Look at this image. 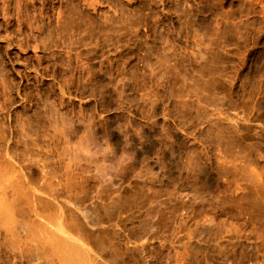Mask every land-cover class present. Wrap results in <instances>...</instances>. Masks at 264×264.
<instances>
[{
    "label": "rangeland",
    "instance_id": "1",
    "mask_svg": "<svg viewBox=\"0 0 264 264\" xmlns=\"http://www.w3.org/2000/svg\"><path fill=\"white\" fill-rule=\"evenodd\" d=\"M5 2V4L3 5L1 2ZM11 1L13 2L12 4H11ZM19 0H1L0 1V28L1 29H3V30H1L0 32H1V34H0V49H2L3 47H4V49H2V51L0 50V78L2 79V82H1V80H0V82L3 84V82H5L4 84H3V86H5L6 85V87L8 86V84H7V82L9 83V85L10 86H8L7 88L6 87H3V88H0V106L2 105V106H4L5 107V109L7 108V107H10V109L11 110H13L12 112H13V116H12V118H20L19 119V121L18 122H20L19 124H21V122H22V120L24 121V123H25V125H26V133H27V135L29 136V137H27L26 138V135L25 136H23L22 135V137H20V132H18V134L16 135V137H14V140L12 139V140H10L9 141V143H11V144H14L15 142H16V144L19 142V141H17L18 139H20V140H22V141H24L25 139V143H27L28 144V141H31V140H28V139H33V143L34 144H37V146L40 148V144L42 145L41 147H42V149L40 148L39 150L37 149L38 147L37 146H35V148L34 147H30V149H28L27 150V155L29 156V155H31V156H37V154H38V157H43V155H44V151L46 150H44V148H46V145L47 144H49L50 142L49 141H51L50 139H56L55 137H56V135L53 137V135H52V132L51 131H53V128H54V125L55 126H58L59 127V125L60 126H63L64 124H65V122H64V124L63 125H61L62 123L61 122H59V120L60 121H64V119H65V121H72L73 123H75L77 120H79V122L80 123H78L77 122V124L75 123V124H72L71 122H70V125H79L80 127V131H79V133H78V135H80V134H83L84 135V133H85V131H86V129H85V126L87 125L86 123H88L87 122V120L86 119H89V117H90V121H91V119H92V117H95V120H99V119H103V120H106L107 119V121H110V119L112 120V118H114V120H112V121H116V120H118V119H120L121 117H123V115H124V111H122L121 109H119L118 108V106H117V104L115 103V102H113L114 101V98H111V96L112 95H114V93H113V91H114V84L112 85V87H111V84H106L107 83V80L105 79H102V81L101 80H99V83H98V86H97V88H98V90H97V88H96V90H95V97L94 98H91V97H85V96H83V95H81L80 93H79V91L77 90V89H74L75 87H72V86H74V83L76 84V83H78L79 82V76H78V73L77 72H74V71H72L71 69H66V67L64 66L63 67V65H58V64H60L59 62H53V60L52 59H50L49 60V58H47L46 56H45V54L43 53V55H42V53H40V51H39V49H34V51H33V47L32 46H34V44H33V39H34V37H36V35H37V33H38V31H39V29L40 28H42L43 30H42V36H44L46 33H47V31H48V29L50 28L49 27V24L50 23H52V21H49V20H52L53 19V14H55L56 13V15H57V12H59V13H61V15H63V12L66 10V9H69L72 5H77V7H78V9H82L83 8V10H84V15H85V20L87 19V18H89L88 19V21L91 23H89V25H87V23H88V21L86 20V25L85 24H81V29L82 28H86V30L87 29H90V30H88V32L87 33H84L83 31H80L79 33H78V35H75V33H67L66 35H65V37H61V36H64L63 35V33L61 34H58V32H55V34H54V40H56V42L55 43H61V42H59V41H63L64 43L66 42V40H69V42L68 43H61V44H59V46L58 45H56V47H54L55 48V50L57 49V47H59L56 51H61L62 49L63 50H65V52L66 51H68L67 49H69V51H70V53L73 55V53L74 52H71V51H75L76 49H78L77 51H75L76 53H78V52H84L85 51V49H89V48H91V49H93L94 48V46H95V49L96 50H98V47H96L97 45H99V44H103L104 43V46L106 47L105 49H110L112 52L115 50V48L117 47V49L115 50V51H119V49H118V47L120 46V45H122V46H120V50H123L124 48H125V51L129 48V46L132 44V46H130V48L127 50V52L130 54V53H132V54H130L131 55V57H132V59L134 58V53L136 52L137 53V56L139 57V59H138V57L136 56V53H135V56H136V58H134L135 60H137V61H135L134 59L132 60L131 58H130V56L128 57V55L129 54H127L126 55V58H127V60L125 61V60H123L124 58H125V56L124 57H122V59H121V61H118V66L116 65L115 67L116 68H119V64H121L123 61V63H124V66H128L127 67V70H126V76L127 77H129V75L131 74V73H134V72H137V70H138V73L140 72V74L141 75H145V73H149V74H146V76H144V78L147 80V84H145L144 85V83H143V81H142V79L141 78H137L136 79V84H137V86H136V92H137V94H138V96L139 95H143L142 93H148L147 91H151L150 92V94H152L153 92H158L159 94L160 93H164L165 92V95H167V94H169V95H167V96H170V98L172 99L171 100V102L174 100V102H173V104H172V106H171V108H170V114L168 115V114H166L164 117H163V115H162V106H160L159 108H161V109H159L158 108V110L156 111V114H154V117H153V120L155 119V121H156V126L157 125H159V126H157V128H156V130L157 131H159L160 133H161V128L162 129H164V128H166V127H169V128H171V134L173 135H171V143H172V145H173V147H180V149H177L176 151H175V153L173 152V153H171L170 154V151H168L167 149V151H165L166 152V154H168V156L166 155V157H168V158H173V157H175V155L176 154H178V155H176V156H179L180 157V159L178 158V160H180L181 161V159L183 158V160L182 161H188V162H190L191 164L190 165H193V164H196L197 166L199 165L200 167H203V168H205L204 169V171H206L208 174H210V175H213V177H216L215 175H217V176H220L219 174H221V175H223L224 176V178H223V176H222V178L223 179H225V181L222 179V178H220V180H219V178H218V182L220 183V185L218 186V185H216V186H205V178H203V176H200L199 178V180H200V183L201 184H196L197 183V181H198V177L195 175V173L193 172V171H191L190 172V175H189V173H187L186 171H182L183 173H182V176L180 177L181 178V180H178L179 182H184L183 184V186L182 187H177L178 186V183L179 182H177V181H175V180H173L172 178L171 179H165V177H161L160 176V181H158L157 183H156V185H158L159 186V189H158V187H155L154 189H155V192L157 191V193H159L160 194V197L161 196H163L164 194V192L163 191H165V192H167V188H168V192L172 189V191L171 192H173V195L172 196H170V198L172 199V200H168V198H167V196L165 195L164 197H161V199H157L156 201H154V202H152V203H147V199L146 198H144V199H142L140 202H139V200L141 199V197L140 196H138L137 198H136V203L134 202V203H132V202H130L129 203V205H130V207H129V209H128V211H122V214L120 213L119 215L121 216V220H122V223L120 222V220H119V215L117 216V218H115V220L114 221H112V222H110V223H113V222H116V221H119V222H117L118 223V225L120 226H118L119 228H121L120 230L118 229L117 230V234H116V236H118L119 237V241L118 242H120V243H124V242H126V240L128 239V238H131L132 236H133V234H134V231H133V227H135L137 224H138V222L139 221H141L142 219H144V223H143V225H144V227H145V229H144V235L143 236H145V237H143L141 240L142 241H139V242H137L138 244H134L135 246H138L137 247V249H138V253H139V257H140V261H141V264H158V263H160V264H185V260L186 259H188V262L190 263V264H208V262H209V264H226V263H224V262H227V264L229 263V264H234L235 263V261H236V263L235 264H238V262H239V264H254L255 262V260L256 261H258V262H256V264H259V261H260V259H261V262L263 261V259H264V256H263V254H264V250L262 251V249H264L263 247H264V243H263V241H259L261 238L262 239H264L263 237H264V223H263V221H264V206H263V204L260 202V201H257V202H255V200H253L254 198H253V195L255 194H253V195H251L252 194V192H257L256 191V189H258V188H255V190H253L254 189V187H251V189H249L250 188V185H252V184H254V181H252V179L253 178H251L250 176H254V173H256V174H258V169H259V172L261 173V174H258L260 177L262 176V175H264V172H263V170L262 169H264L263 167V162H264V160L262 159V158H264V151H263V147H264V0H214L215 2L213 3V0H197V1H192L191 0V2H188V1H190V0H150L149 1V3H148V0H139V1H135V0H132V1H129V0H114L115 2H113V0H95L94 2L95 3H91L92 1L91 0H68V2H67V0H61V1H63V2H61L60 0L58 1V0H53V2H51V1H47V0H39V1H37V0H30V2H29V0H21V1H19ZM24 1V2H23ZM26 1V2H25ZM34 1V2H33ZM47 3H46V2ZM79 1V2H78ZM84 1H86L85 3H84ZM91 1V2H90ZM97 1V2H96ZM118 3H117V2ZM123 1V2H122ZM129 1V2H128ZM145 1V2H144ZM155 1V2H154ZM162 1V2H161ZM201 1H203V2H201ZM208 1H210V2H208ZM221 1V2H220ZM18 2V3H17ZM23 2V3H22ZM55 2H56V4H55ZM66 2V3H65ZM80 2H81V4H80ZM91 3L90 5L88 4V3ZM102 2V3H101ZM134 2V3H133ZM149 4H147V3ZM160 2H161V4H160ZM183 2H184V4H183ZM186 2H188V3H191V4H186ZM206 2V3H205ZM228 2V3H227ZM244 2V3H243ZM259 2H260V4H259ZM262 2V3H261ZM24 3H26L25 5H24ZM53 3V4H52ZM58 3H59V5H58ZM64 3V4H63ZM74 3V4H73ZM87 3V4H86ZM101 5H100V4ZM105 3V4H104ZM108 3V4H107ZM121 3V4H120ZM132 3V4H131ZM142 3H145V4H143L142 5ZM162 3H163V5H162ZM172 3V4H171ZM178 3V4H177ZM181 5H180V4ZM202 3H203V5H202ZM223 3V4H222ZM8 4V5H7ZM11 4V5H10ZM24 5V7H22L23 5ZM28 4V5H27ZM31 4H33V5H31ZM45 4V5H44ZM50 4H52V5H50ZM56 5V7H55V5ZM61 4V5H60ZM66 4V7L64 6ZM69 4V5H68ZM72 4V5H71ZM86 4V5H85ZM96 4V5H95ZM99 4V5H98ZM106 4L108 5V6H106ZM110 4H111V6H110ZM137 4V5H136ZM138 4H140L141 6H139ZM152 4V5H151ZM156 4V5H155ZM166 4V5H165ZM186 4V5H185ZM219 4V5H218ZM7 5V6H6ZM30 5V6H29ZM35 5V6H34ZM41 5V7H38V6H40ZM47 5H49V7L47 6ZM71 5V6H70ZM87 5H89V6H87ZM91 5H94L95 7L93 8V6H91ZM122 5H126V6H122ZM131 5V6H130ZM134 5V6H133ZM146 7H145V6ZM194 5H196L197 6V9H196V6H193ZM198 5H199V7H198ZM227 5H229V6H227ZM19 6V7H18ZM27 6V7H26ZM46 8H45V7ZM52 7V10H53V12H52V10L51 11H49L50 9H51V7ZM81 6H83V7H81ZM85 6H87V7H89V8H91V9H89V8H85ZM112 9H114V7H115V9H117L116 11H114V14H112L113 13V10H111V8ZM119 6V7H118ZM128 6L130 7L129 9H128ZM139 6V7H138ZM150 6V7H149ZM159 6V7H158ZM161 6V7H160ZM202 6V7H201ZM203 6H205L204 8H203ZM208 6H210V7H208ZM2 7V8H1ZM14 7V8H13ZM19 8V10L18 11H16L17 10V8ZM61 7V8H60ZM104 7V8H103ZM121 7H124V9L123 8H121ZM127 7V8H126ZM132 7H133V9L134 10H132ZM144 8V11H143V8ZM165 7V8H164ZM180 7V8H179ZM186 7V8H185ZM240 7V8H239ZM8 8V9H7ZM37 8V9H36ZM38 8H42L41 10L40 9H38ZM54 8V9H53ZM57 8H58V10L59 11H57ZM103 8V9H102ZM109 8H110V10H109ZM120 8V9H119ZM146 8V9H145ZM149 8V9H148ZM150 8H151V10H150ZM166 9L165 10V12H164V9ZM167 8H169V9H167ZM181 8H182V10H181ZM184 8H185V10H184ZM256 8V9H255ZM2 9V10H1ZM14 9H15V11H14ZM26 11H25V10ZM47 9V10H46ZM62 9V10H61ZM93 9H95L94 11H93ZM98 9V10H97ZM125 9H128V10H125ZM140 9V10H139ZM141 9H142V11H141ZM174 9V10H173ZM175 9H176V12H175ZM191 9V10H190ZM193 9V10H192ZM198 9H200V10H198ZM208 9L210 10L211 9V11H208ZM260 9H262V11L263 12H260L261 10ZM3 10H4V12H3ZM7 10V11H6ZM35 10H36V12H35ZM40 10V11H39ZM56 10V11H55ZM137 10H139V11H137ZM145 10H147L146 11V13H145ZM162 12H161V11ZM167 10H169V11H167ZM255 10V11H254ZM258 10V11H257ZM24 11V12H23ZM29 11V12H28ZM31 11H33V12H31ZM48 11V12H47ZM97 11H99V12H97ZM107 11V12H106ZM131 11V12H130ZM136 11V12H135ZM154 11V12H153ZM160 11V12H159ZM184 11V12H183ZM188 11L190 12L189 13V15H185L186 14V12H187V14H188ZM195 11H196V13H195ZM199 11V12H198ZM204 11V12H203ZM206 11V12H205ZM9 12H10V14H9ZM13 12H15V13H13ZM23 12V13H22ZM31 12V13H30ZM44 12V13H43ZM93 12H95V14L93 13ZM100 12H101V14H100ZM104 12H106V13H104ZM109 12V13H108ZM111 12V13H110ZM118 12V13H117ZM122 12V13H121ZM127 12V13H126ZM129 12V13H128ZM139 12H140V14H139ZM152 12V13H151ZM193 12V13H192ZM201 12H203V14L201 13ZM256 12V13H255ZM4 15V16H6V17H8V18H6V17H4L2 14ZM8 13V14H7ZM19 13V14H18ZM24 15V16H21L22 14ZM28 13H30V14H28ZM48 13V14H47ZM51 15H50V14ZM86 13V14H85ZM98 13H99V15H98ZM116 13V14H115ZM142 13V14H141ZM144 13V14H143ZM149 13H150V16H149ZM154 13V14H153ZM160 15L161 13V15L159 16L158 14ZM166 13V14H165ZM171 13V14H170ZM211 13H213V14H211ZM7 14V15H6ZM17 14V15H16ZM26 14V15H25ZM31 14H32V20H31ZM34 14V15H33ZM37 14H39V15H37ZM111 14V16H109ZM120 14V16H118ZM130 14V15H129ZM134 14V15H133ZM145 14H147L146 15V20H145ZM157 14V15H156ZM175 14V15H174ZM182 16H181V15ZM193 16H195V17H193ZM196 14V15H195ZM199 14V15H198ZM202 14V15H201ZM2 15V16H1ZM28 15H30V16H28ZM46 15H47V17L48 18H46ZM105 15H106V17H105ZM113 15V16H112ZM116 15V16H115ZM122 15H124L123 17H122ZM127 15V16H126ZM163 15V16H162ZM169 15V16H168ZM172 15V16H171ZM208 15V16H207ZM210 15V16H209ZM25 16H27L28 17V19H27V17L25 18V19H23L22 20V18H24ZM37 16V17H36ZM40 16V17H39ZM88 16V17H87ZM96 16V17H95ZM102 16V17H101ZM129 16V17H128ZM149 16V17H148ZM157 16V17H156ZM158 16H159V18H158ZM186 16V17H185ZM202 16V17H201ZM15 18V19H12V18ZM21 17V18H20ZM51 17V19H49ZM94 17V19H92ZM117 17V18H116ZM119 17V18H118ZM138 17V18H137ZM148 17V18H147ZM168 17H170V18H168ZM180 17V18H179ZM188 17H190V18H188ZM209 17V18H208ZM3 18V19H2ZM19 18V19H18ZM41 18H43V19H41ZM55 18V17H54ZM101 18V19H100ZM106 18H108L109 19V21H108V19H107V21L105 20ZM111 18V19H110ZM113 18H114V20H113ZM157 19V21H156V19ZM172 18V19H171ZM176 18V19H175ZM192 18V19H191ZM211 18V19H210ZM17 19L20 21V22H17ZM27 19V22L26 21H24V20H26ZM30 19V20H29ZM91 19H92V21L93 22H91ZM98 19V20H97ZM119 19V20H118ZM126 19V23H125V20ZM131 19V20H130ZM137 20V22H135L136 20ZM151 20V19H154V20H151V21H148V22H145V21H147V20ZM184 19H185V22H184ZM188 19V20H187ZM209 19V20H208ZM14 22H13V21ZM43 20V21H42ZM45 20H47V21H45ZM95 20V21H94ZM99 20H100V22H99ZM114 22V23H112V21ZM140 20H143L144 21V23H143V21H140ZM169 20H171V21H169ZM181 20V21H180ZM12 21V22H11ZM34 21H36V22H34ZM40 22V24H41V26H40V24H39V22ZM130 21V22H129ZM131 21H134V22H131ZM152 21H154L153 23H152ZM177 21H179V22H177ZM214 21V23H212V26L210 25V27H209V24H211V22H213ZM43 22V23H42ZM46 22V23H45ZM98 22V23H97ZM104 22H105V25H104ZM107 22H108V24H107ZM143 24H142V23ZM169 22V23H168ZM184 22V23H183ZM201 22V23H200ZM232 22V23H231ZM2 23H3V25H2ZM11 23V24H10ZM22 23V24H21ZM26 23V27H25V24ZM29 23V24H28ZM54 23V22H53ZM52 23V24H53ZM93 23V24H92ZM95 23H97V24H95ZM112 25H111V24ZM122 23V24H121ZM124 23V24H123ZM132 23V24H131ZM141 24V25H137V24ZM148 23V24H147ZM160 24V25H158V24ZM164 23V25L163 26H161L162 24ZM166 23H167V25L169 26V27H167L166 26ZM180 23V24H179ZM219 23V25L216 27V24H218ZM221 23V24H220ZM240 25H239V24ZM35 24V25H34ZM116 24H119V25H116ZM126 24H128V25H126ZM135 24V25H134ZM146 24H147V27H146ZM153 24L155 25V26H153ZM172 24H174L176 27H178L179 25H181V24H183V25H181V26H179V27H181V31H182V35H183V38H184V42L186 43V49H184V50H182L181 48V50H179L178 51V47L177 46H175V47H173V48H171L173 45H171L172 43L170 42L171 40H172V38H171V35H170V30H169V28H170V26L172 25ZM223 24V25H222ZM233 24H234V26H233ZM242 24V25H241ZM5 25V26H4ZM21 25H23V27L21 26ZM37 25H39V27H37ZM82 25L84 26V27H82ZM96 25V26H95ZM98 25V26H97ZM104 25V26H103ZM111 25V26H110ZM121 25V26H120ZM130 25V26H129ZM158 25V26H157ZM190 25V26H189ZM195 25V26H194ZM196 25H198V26H196ZM215 25V26H214ZM222 25V26H221ZM240 27H239V26ZM6 26H10V28H8V27H6ZM30 26V27H29ZM52 26V25H51ZM115 26V27H114ZM117 26H119V27H117ZM124 26V27H123ZM128 26V27H127ZM132 26V27H131ZM135 26V27H134ZM137 26H138V31H136L137 30ZM144 26V29H142V27ZM149 26H150V30L152 31V33H151V31H149ZM153 28H152V27ZM228 26V27H227ZM247 28H246V27ZM260 26V27H259ZM3 27V28H2ZM14 27H16L15 28V31H14ZM33 27H35V28H33L35 31L33 32V29L32 28ZM114 27V28H113ZM127 29H126V28ZM159 27V28H158ZM184 27H185V29H184ZM208 27H209V29H208ZM223 27V28H222ZM227 27V28H226ZM230 27V31H229V28ZM6 28V29H5ZM26 28V29H25ZM30 28V29H29ZM98 30H97V29ZM130 28V29H129ZM134 28V29H133ZM145 28H147V29H145ZM161 28V29H160ZM166 28V29H165ZM189 30H188V29ZM192 28V29H191ZM200 28V29H199ZM208 30H207V29ZM218 28V31L216 30ZM220 28H221V31H220ZM244 30H243V29ZM254 28H256V29H254ZM263 28V29H262ZM8 29V30H7ZM24 29V30H23ZM44 29H46V30H44ZM94 29H95V33H94ZM100 29H102L100 32H99V30ZM107 29V30H106ZM117 29V30H116ZM120 29H122V30H120ZM125 29V30H124ZM128 29L130 30V32L132 31V30H134V31H132L131 33L128 31ZM169 31H168V30ZM187 29V30H186ZM236 29V30H235ZM239 29V30H238ZM261 29V30H260ZM29 30V31H28ZM104 30V31H103ZM114 30V31H113ZM121 32H120V31ZM159 30V31H158ZM161 30V31H160ZM185 30V31H184ZM192 30V31H191ZM199 30V31H198ZM204 30V32H202V31ZM211 30V31H210ZM215 30L217 31V32H215ZM246 30V31H245ZM257 30L260 32L261 31V33H258L257 32ZM8 31H10L11 32V34H12V32L14 31V37H15V39L17 40H15V41H13L14 43H12V45L11 44H7L5 41H3V39H4V34H6V32L7 33H9ZM26 32V34H25V32ZM32 31V32H31ZM102 31H103V33H102ZM107 31H109V32H107ZM119 31V32H118ZM124 31V32H123ZM128 31V32H127ZM142 31V32H141ZM147 31V32H146ZM184 31V32H183ZM200 31H201V33H200ZM212 31H214V32H212ZM220 31V32H219ZM228 32V33H226V32ZM236 31H238V32H236ZM3 32V33H2ZM23 32V33H22ZM44 32H46V33H44ZM82 32H83V34H82ZM113 32V33H112ZM128 34H127V33ZM141 34H140V33ZM145 32V33H144ZM167 32V33H166ZM194 32V33H193ZM198 32H199V34H198ZM209 32V33H208ZM212 32V33H211ZM225 32V33H224ZM242 32V33H241ZM259 34V36H258V34ZM18 35H17V34ZM30 33H32V34H30ZM97 33V34H96ZM99 33V34H98ZM105 33V34H104ZM123 33V34H122ZM125 33H126V35H125ZM137 33H139V34H137ZM183 33H185V34H183ZM196 33V34H195ZM205 33V34H204ZM210 33H211V36H210ZM238 33V34H237ZM244 33V34H243ZM12 34V35H13ZM22 34H24V37H23V35ZM28 34H30V35H32L31 37H30V35L28 36ZM69 34V35H68ZM74 34V35H73ZM77 34V33H76ZM88 34V35H87ZM120 34V37L118 36V35ZM134 34V35H133ZM137 34V35H136ZM143 34V35H142ZM144 34H148V35H145L144 36ZM153 34H154V36H153ZM155 34H156V36H155ZM168 36H167V35ZM192 36V37H190V35ZM201 34V36H199ZM204 34V35H203ZM207 34V35H206ZM243 34V35H242ZM4 35V36H3ZM22 35V36H21ZM25 35H26V37H25ZM55 35H58V37H56V39H55ZM85 35V36H84ZM97 37H96V36ZM104 35V36H103ZM117 35V36H116ZM123 35H124V37H123ZM144 36V38L142 37V36ZM161 35V36H160ZM170 35V36H169ZM203 35V36H202ZM254 35H255V37H254ZM21 37V38H19V37ZM59 36H60V38H61V40H58L57 38H59ZM70 36H72V37H70ZM74 36H78V37H82V42H81V44H84L85 43V45H87V47L85 46V45H83V47H82V45L80 44V46H79V42H73L75 39L74 38H76V37H74ZM95 36V37H94ZM101 36H102V38H101ZM122 36V37H121ZM126 36H127V38H126ZM135 36V37H134ZM139 37V36H141L140 38H137V37ZM151 38H150V37ZM163 36V37H162ZM193 36H195V37H193ZM207 36V37H206ZM213 36V37H212ZM216 36H218V37H216ZM220 36H222V37H220ZM241 36V37H240ZM30 37V38H29ZM68 37V38H67ZM77 37V38H78ZM109 37H110V39H109ZM129 37H133V38H129ZM154 37V38H153ZM188 37V38H187ZM194 38V40H193V42H192V39H190V38ZM200 37V38H199ZM201 37H203V38H201ZM211 37H212V39L213 40H211ZM256 37H257V39H256ZM25 39V40H27L28 41V43H29V47L28 46H23V45H20V47H21V50H20V47H19V44H18V40L19 39ZM59 38V39H60ZM63 38V39H62ZM64 38H66V40L64 39ZM70 38V39H69ZM77 38H76V40H77ZM97 38V39H96ZM121 38V39H120ZM122 38H124V40L122 39ZM148 38H150V39H148ZM155 38H157V39H155ZM187 38V39H186ZM208 38V39H207ZM209 38H210V40L211 41H209ZM216 38V41L214 40ZM219 38V39H218ZM220 38H221V40L222 41H219L220 40ZM2 39V40H1ZM30 39H32V40H30ZM73 39V40H72ZM114 39V40H113ZM127 39V40H126ZM146 39H147V41H146ZM153 39V40H152ZM187 41H186V40ZM190 39V40H189ZM205 39V40H204ZM256 39V40H255ZM5 40V39H4ZM71 40V41H70ZM104 41V42H102V41ZM112 40H113V42L114 43H116L117 42V44L116 45H114V43L112 42ZM128 40H132L131 42L130 41H128ZM135 40H137V41H135ZM148 40H151V41H149V43L147 44L146 42H148ZM159 41V44H158V41ZM164 41L163 43L161 42V41ZM169 40V41H168ZM202 40V41H201ZM259 40V41H258ZM261 40V41H260ZM1 41L4 43H6L5 45H3V43L1 44ZM58 41V42H57ZM83 41H84V43H83ZM99 41H101L100 43H99ZM110 43H109V42ZM127 41V42H126ZM135 41V42H134ZM141 41H142V43H141ZM143 41H144V45H143ZM146 41V42H145ZM190 41V42H189ZM204 41V42H203ZM254 41V42H253ZM256 41V42H255ZM15 42H17V44L15 43ZM72 42V43H71ZM112 42V43H111ZM126 42V43H125ZM138 42V43H137ZM166 42H168L169 44H170V46H169V44L168 43H166ZM174 42H175V44H174ZM194 42H195V45H197V46H195V45H193L194 44ZM206 42V43H205ZM212 42V43H211ZM219 42V43H218ZM220 42H221V44H220ZM87 43V44H86ZM89 43L91 44V46L89 45ZM128 43V44H127ZM135 43V44H134ZM136 43H137V46H136ZM151 43H154V44H152V45H154L153 47H152V45H151ZM165 43V44H164ZM176 41H173V44L174 45H176ZM193 43V44H192ZM197 43V44H196ZM211 43V44H210ZM256 43V44H255ZM259 43V44H258ZM15 44V46L18 48H16L15 46H13ZM33 44V45H32ZM69 44H70V46L71 47H74V48H76L75 50H72V49H74V48H72L71 49V47H69ZM76 44V45H75ZM111 44H113V47H110L109 45H111ZM130 44V45H129ZM147 44V45H146ZM161 44V45H160ZM168 46H167V45ZM189 44H190V47H189ZM210 44V45H209ZM247 44V45H246ZM249 44H251V45H249ZM256 46H255V45ZM62 45V46H61ZM63 45L65 46V48L63 47ZM76 47H75V46ZM119 45V46H118ZM138 45L139 46H141V48H143V53H142V51L140 50V51H137V50H135L137 47H138ZM157 45H159V46H157ZM164 45V46H163ZM200 45H202V46H200ZM207 45V46H206ZM221 45V47H218V46H220ZM246 45V46H245ZM250 47H249V46ZM253 45V46H252ZM263 45V46H262ZM68 46V47H67ZM93 46V47H92ZM107 46H108V48H107ZM112 46V45H111ZM116 46V47H115ZM143 46V47H142ZM195 46V47H194ZM205 46V47H204ZM218 48H217V47ZM248 46V47H247ZM255 46V47H254ZM8 47V48H7ZM15 47V48H14ZM23 47V48H22ZM24 47H25V50H26V52L24 51ZM26 47H27V49H26ZM63 47V48H62ZM67 47V48H66ZM78 47V48H77ZM80 47H81V51H79L80 50ZM110 47V48H109ZM122 47H124V48H122ZM126 47H128V48H126ZM157 47L158 48H160L159 50L157 49ZM168 47H169V50L168 51H166V49H168ZM177 47V48H176ZM212 47H214V50L216 51H210V50H213V48ZM263 47V48H262ZM29 48V49H28ZM62 48V49H61ZM112 48V49H111ZM122 48V49H121ZM188 48H190V50L188 49ZM202 48H203V50H202ZM207 48H210V49H207ZM251 48H253V49H251ZM256 48H258L257 50H256ZM8 49V50H7ZM15 49H16V51H15ZM23 49V50H22ZM31 49V50H30ZM132 51H131V50ZM134 49V50H133ZM148 51H147V50ZM154 51H153V50ZM173 49H176V50H173ZM195 49V50H194ZM199 49H201V50H199ZM217 49H219V51L217 50ZM249 51H248V50ZM8 52H7V51ZM62 50V51H63ZM129 50H130V52H129ZM158 50V51H157ZM160 50H162V52L160 51ZM171 50V51H170ZM185 50H186V52H185ZM189 52H188V51ZM207 50H208V52H207ZM256 50V51H255ZM5 51V52H4ZM21 51V52H20ZM24 51V52H23ZM33 51V52H32ZM38 51V52H37ZM114 51V52H115ZM124 51V50H123ZM133 51H135V52H133ZM146 51V53H144ZM158 53H157V52ZM174 51V53H177V54H175V55H169L171 52H173ZM176 51V52H175ZM191 51H193V52H191ZM195 51H198V52H200L201 51V53H199L198 54V52H195ZM246 51V52H245ZM255 51V52H254ZM138 52H140V53H138ZM147 52H148V54H147ZM153 54H151V53ZM153 52H156L155 54L153 53ZM164 52V53H163ZM180 52V53H179ZM184 52L185 53H192V55H194V53H195V57H197L198 59H199V64L198 65H196L195 64V70L199 73V74H201L202 75V78L200 77V80L201 81H199V84H201V88H198L197 86H196V79H197V77H192L190 74L188 75L187 74V72L185 71V67L183 66V64L182 63H180V60H181V58L182 59H185L186 57H185V54H184ZM218 52V53H217ZM248 52V53H247ZM250 52H252V53H250ZM6 53V54H5ZM16 53V54H15ZM17 53L19 54L18 56L19 57H21L22 55L24 56H22L21 58H18L16 55H17ZM26 53V54H25ZM38 53H39V55H38ZM59 53H61V52H59ZM62 53H64V51L62 52ZM61 53V54H62ZM162 53V54H161ZM183 53V54H182ZM258 53V54H257ZM5 54V55H4ZM10 54V55H9ZM22 54V55H21ZM28 54V55H27ZM32 56H31V55ZM34 54H36V55H34ZM75 54V53H74ZM112 54V55H111ZM111 54H109L108 56L110 57H108V58H104V57H102V58H104V59H102V61L104 60V64H107V61H109L110 62V60H111V57H114L113 56V53H111ZM201 54L202 55H204V57H202L201 56ZM211 54V55H210ZM212 54H213V57H212ZM260 54V55H259ZM12 55V57H9V56H11ZM26 55V56H25ZM31 57H30V56ZM154 55H155V57H154ZM216 55H217V57H216ZM247 57H246V56ZM255 55V56H254ZM262 55V56H261ZM4 56V57H3ZM27 56H28V58H27ZM43 56V58H40V57H42ZM140 56H141V58H140ZM148 56V57H147ZM158 56V57H157ZM163 56V57H162ZM164 56H165V58H164ZM173 56H175V57H173ZM205 56H207V57H205ZM211 56V57H210ZM244 57V59H242L243 57ZM249 56V57H248ZM252 56H253V58H252ZM9 57V58H8ZM150 57V58H149ZM153 59H152V58ZM216 57V58H215ZM261 57H262V59H261ZM14 58V59H13ZM16 58V59H15ZM29 58H30V60H29ZM78 58V59H77ZM147 59V61H144V60H146ZM149 58V59H148ZM178 58V59H177ZM248 58H250V59H248ZM2 59H4V60H2ZM6 59V60H5ZM9 59V60H8ZM11 59V60H10ZM13 59V60H12ZM17 59H19L20 61H18ZM22 59V60H21ZM27 59V60H26ZM35 59V60H34ZM48 59V60H47ZM77 59V60H76ZM82 59V56H78V57H76L75 58V60L73 59V62L76 64V65H80V64H82V63H84L85 61H84V59L83 60H80ZM99 59V58H98ZM109 59V60H108ZM157 59V60H156ZM164 59H166L165 61H164ZM168 59H170V61L168 60ZM172 59V60H171ZM203 59H205V60H203ZM208 60V62H207V60ZM213 59L216 61H213ZM2 60V61H1ZM24 60V61H23ZM29 60V61H28ZM35 62H34V61ZM38 60V61H37ZM101 60V59H100ZM107 60V61H106ZM150 60H152L153 62H151ZM243 60V61H242ZM252 60V61H251ZM16 61V62H15ZM18 61V62H17ZM23 61V62H22ZM26 61H28V62H26ZM96 61H99V60H95L94 59V61H92L94 64H97V62ZM129 61V62H128ZM130 61H132V62H130ZM134 61H135V63H134ZM140 61V62H139ZM143 62V64H142V62ZM156 61H157V63H156ZM174 62V64H173V62ZM176 61V62H175ZM178 61V62H177ZM249 61V63L247 64V62ZM260 61V62H259ZM7 62V63H6ZM10 62H13V63H10ZM25 62H26V64H25ZM31 62V63H30ZM37 62V63H36ZM45 62V63H44ZM50 62H52V63H50ZM77 62H78V64H77ZM81 62V63H80ZM138 62V63H137ZM144 62H146V64L144 63ZM150 62V63H149ZM213 62V63H212ZM2 63V64H1ZM10 63V64H9ZM33 63V64H32ZM58 63V64H57ZM133 63V64H132ZM172 63V64H171ZM176 63H178V64H176ZM201 63H202V65H201ZM213 64V65H210V64ZM220 63V64H219ZM33 66H32V65ZM37 64V65H36ZM45 64V65H44ZM131 64V65H130ZM136 64H138L137 65V67L135 66ZM148 64H150L149 66H148ZM151 64H152V66H153V69H152V66H151ZM155 64H157V65H155ZM217 64V65H216ZM252 64V65H251ZM257 64V65H256ZM13 65V66H12ZM17 65V66H16ZM23 65V66H22ZM35 65V66H34ZM41 65H43V66H45V67H43V66H41ZM46 65H47V67H46ZM51 65V66H50ZM54 65V66H53ZM60 67H58V66ZM142 65V67H141V69H140V66ZM145 65V66H144ZM161 65H164V68H163V66H161ZM180 65V66H179ZM201 65V66H200ZM219 65V66H218ZM249 65V66H248ZM3 66H4V68H6V69H4L3 68ZM9 66V67H8ZM11 66V67H10ZM25 67L24 69L22 68V67ZM53 66V69L51 68ZM132 66H134V68L132 67ZM151 66V67H150ZM160 66V67H159ZM178 66V67H177ZM198 66H200V68H202V70H200V68L198 67ZM214 66V67H213ZM217 66V67H216ZM240 66V67H239ZM251 66V67H250ZM254 66V67H253ZM257 66V67H256ZM260 66V67H259ZM16 67V68H15ZM18 67V68H17ZM20 67H21V69H20ZM29 69H27V68ZM38 67V68H37ZM50 67V68H49ZM65 68V70L63 69V68ZM137 68V70H136V68ZM147 67H148V69H147ZM155 67V68H154ZM157 67V68H156ZM159 67V68H158ZM177 67V68H176ZM182 67V68H181ZM207 67V68H206ZM209 67V68H208ZM219 67V68H218ZM1 68H3V69H1ZM36 70H35V69ZM40 68V69H39ZM44 68H47V69H49V70H47V69H44V71H39V70H43ZM55 68V69H54ZM131 68H132V70H131ZM151 68V69H150ZM169 68L171 69V70H169ZM172 68H174V69H177L175 72H174V70L172 69ZM180 68V69H179ZM184 68V69H183ZM247 68V69H246ZM57 69V70H56ZM61 69V70H60ZM135 69V70H134ZM149 69H150V71H149ZM166 70V72H165V70ZM198 69V70H197ZM204 69V70H203ZM213 69H215L214 71H212ZM243 69V70H242ZM245 69V70H244ZM260 69V70H259ZM3 70V71H2ZM17 70H19V71H17ZM25 70H27V71H25ZM38 70V71H37ZM153 70V71H152ZM179 70V71H178ZM185 71L184 73L183 72H181V71ZM222 70V71H221ZM247 70V71H246ZM9 71H11V72H9ZM24 71V72H23ZM33 71V72H32ZM35 71H37V72H35ZM51 73V71H52V73L51 74H49V72ZM55 71V72H54ZM57 71V72H56ZM59 71H61V72H59ZM65 72V74H64V72ZM68 71V72H67ZM72 71V72H71ZM148 71V72H147ZM155 71V72H154ZM169 71V72H168ZM171 71H172V73L173 74H171ZM178 71V72H177ZM202 71H205V72H202ZM206 71H207V73H206ZM209 71V72H208ZM211 71V72H210ZM219 71H221V72H219ZM238 71H240V72H238ZM242 71V72H241ZM263 71V72H262ZM44 72V73H43ZM130 72V73H129ZM145 72V73H144ZM155 74H154V73ZM168 72V73H167ZM182 73V75H180V73ZM251 72V73H250ZM258 72V73H257ZM2 73H4V74H2ZM10 73V74H9ZM13 73H14V75H13ZM20 73V74H19ZM21 73H23L22 75H21ZM27 73H29V74H27ZM34 73L36 74V73H39V74H36L35 76H34ZM45 73H46V75H45ZM68 73H70V74H68ZM73 73V74H72ZM75 73V74H74ZM152 73V74H151ZM177 73H179V74H177ZM187 75H186V74ZM203 73V74H202ZM220 74L219 76H218V74ZM224 73V74H223ZM8 74V75H7ZM16 74V75H15ZM20 76H19V75ZM27 74V75H26ZM42 74H43V76H42ZM49 74V75H48ZM119 74V72H116V77H115V75H114V77H115V79H119V78H121V77H118L117 78V75ZM151 74V76H152V78H151V76H149ZM207 74V75H206ZM210 74V75H209ZM258 74V75H257ZM1 75H3L4 76V80H3V76H1ZM5 75H6V77H5ZM9 75H11L10 77H9ZM39 75V76H38ZM60 75V76H59ZM64 75V76H63ZM71 75V76H70ZM174 75H177V77L176 76H174ZM185 77H184V76ZM204 75H206V78H205V76ZM210 77H209V76ZM211 75H213V77L211 76ZM226 75V76H225ZM252 75V76H251ZM28 76V77H27ZM42 76V77H41ZM50 78H49V77ZM57 76V77H56ZM70 76V77H69ZM118 76H120V74L118 75ZM122 76V75H121ZM126 76H124V78H126ZM149 76V77H148ZM189 76V77H188ZM204 76V77H203ZM18 77V78H17ZM23 77V78H22ZM30 77V78H29ZM34 77H36V78H34ZM48 77V78H47ZM61 77V78H60ZM64 77H66V79L64 78ZM68 77H69V79H68ZM73 77V78H72ZM77 77V78H76ZM157 79H156V78ZM190 77H191V79H190ZM209 77V78H208ZM250 77V78H249ZM260 77V78H259ZM7 78V79H6ZM9 78V79H8ZM25 78H27V79H25ZM42 78H44V79H42ZM46 78V79H45ZM70 78H72L71 80H70ZM75 78V79H74ZM155 78V79H154ZM161 78H162V81H160L161 80ZM163 78H165V79H163ZM186 78V79H185ZM196 78V79H195ZM210 78H212V79H210ZM229 78H231V79H229ZM255 78V79H254ZM18 79H20L21 81L19 82V80ZM33 79V80H32ZM36 79V80H35ZM51 79H52V81H51ZM53 79H54V81H53ZM58 79V80H57ZM60 79V80H59ZM78 80V82H77V80ZM153 79V80H152ZM204 79H206L205 81H204ZM210 79V80H209ZM214 79H215V81H214ZM254 79V80H253ZM257 79V80H256ZM8 80V81H7ZM25 80H26V82L28 83L30 80V82H29V84H27L26 85V82H25ZM27 80H29V81H27ZM63 80V81H62ZM68 80H70V81H68ZM157 80H158V82H157ZM164 80V81H163ZM261 80H263V81H261ZM35 81V82H34ZM51 81V82H50ZM56 81H58V82H56ZM68 81V82H67ZM76 81V82H75ZM141 83H140V82ZM145 81V80H144ZM166 81H167V83H166ZM176 83H175V82ZM192 81V82H191ZM202 81H204V82H202ZM210 81V82H209ZM232 81V82H231ZM238 81V82H237ZM239 81H241V83H239ZM259 81V82H258ZM261 81V82H260ZM14 82V83H13ZM18 82V83H17ZM36 82H38V83H36ZM62 83V86H65V85H67V91L66 92H64V94H62V93H60L59 91H58V89H59V87H61L60 85H61V83ZM63 82H64V84H63ZM67 82V83H66ZM101 82V83H100ZM104 82V84L102 85V83ZM106 82V83H105ZM165 82V83H164ZM169 82V83H168ZM194 82V83H193ZM205 82H208V84L207 83H205ZM212 82H213V84H212ZM251 82V83H250ZM253 82H255V83H253ZM0 83V87L2 86V84ZM41 83V84H40ZM44 83V84H43ZM55 85H53V84ZM58 83H60L59 85H58ZM69 83V84H68ZM118 83H120V81L118 82ZM154 83V84H153ZM155 83L157 84V85H155ZM159 83V84H158ZM174 83V84H173ZM229 83H232V84H229ZM234 83V84H233ZM237 83V84H236ZM21 84V85H20ZM25 84V85H24ZM32 84V85H31ZM36 84V85H35ZM49 84V85H48ZM52 84V85H51ZM140 85V87H139V85ZM154 86H153V85ZM168 84V85H167ZM195 85V87H194V85ZM202 84H204V85H202ZM252 84V85H251ZM255 84V85H254ZM256 84H257V86H256ZM259 84V85H258ZM263 84V85H262ZM12 85H14V87L12 86ZM19 85V86H18ZM34 85V86H33ZM42 85V86H41ZM46 85V86H45ZM48 85V86H47ZM70 85V86H69ZM102 85V86H101ZM141 85H142V87H141ZM144 85V86H143ZM163 85V86H162ZM166 85V86H165ZM207 85H210V86H207ZM239 85H241L240 87H239ZM17 86V87H16ZM26 86H29V87H26ZM36 86V87H35ZM39 86V87H38ZM46 88H45V87ZM49 86H50V88H49ZM52 86V87H51ZM146 86V87H145ZM149 86V87H148ZM156 86V87H155ZM159 86H161V87H159ZM206 86V87H205ZM215 86V87H214ZM244 86V89L242 88ZM262 87L263 88V90H262V88H260L259 89V87ZM13 88V89H11V88ZM23 87V88H22ZM55 87H57V88H55ZM99 87H100V91H99ZM109 87V88H108ZM110 87H111V89H110ZM168 87V88H167ZM193 87V88H192ZM199 89H197V88ZM211 87H213L212 88V90H211ZM234 89H233V88ZM257 87H258V89H257ZM5 88V89H4ZM31 88V89H30ZM51 88H53L54 89V91H52L51 90ZM72 88V89H71ZM103 88V89H102ZM141 88H144L143 90L141 89ZM150 88V89H149ZM153 88V89H152ZM156 88H158V89H156ZM162 88V89H161ZM166 88H167V90H166ZM210 88V89H209ZM229 88V89H228ZM235 88H237V89H235ZM7 89V90H6ZM25 89V90H24ZM46 89V90H45ZM55 89H57V90H55ZM71 89V90H70ZM108 89V90H107ZM113 89V90H112ZM139 89H141L142 90V92L141 91H139L138 92V90ZM153 91H152V90ZM163 89H165V90H163ZM171 90V91H169V90ZM216 91L215 93L216 94H214V90ZM233 89V90H232ZM245 89H246V91H245ZM255 89L257 90V92L255 91ZM7 91V93H6V91ZM16 90H18V91H20L21 93H23L24 95H26V96H28L27 97V99L28 100H26V101H24L25 99L23 98V100H20V98L23 96L21 93H19L18 92V94H17V91ZM23 90V91H22ZM28 90V91H27ZM32 90V91H31ZM41 90H42V92H43V94H42V92H41ZM69 90V91H68ZM75 90H77V91H75ZM110 90V92L109 93H107V91H109ZM144 90H146V91H144ZM156 90V91H155ZM173 90V91H172ZM198 90V91H197ZM206 90H208L207 92H206ZM226 90H229V91H226ZM231 90V91H230ZM239 90V91H238ZM263 91L262 93H263V95H262V93L260 92V91ZM4 91V92H3ZM9 91V92H8ZM34 91V92H33ZM40 91V92H39ZM48 91V92H47ZM105 91H106V93H105ZM163 91V92H162ZM192 91V93H190ZM196 93H198L197 95H199L200 97H202V99H200V106L202 107V109H203V111H204V113L206 114V116H205V118H201V119H194V110H193V108L192 107H189L190 106V103H189V101L190 102H192L191 100H194L196 97H195V95H193L195 92ZM203 91V92H202ZM209 91H211L212 93L210 94V92ZM226 91V92H225ZM243 91V92H242ZM246 93H248V94H246L245 95V92ZM251 91V92H250ZM37 92V93H36ZM58 92V93H57ZM68 92V93H67ZM78 92V93H77ZM100 92V93H99ZM141 92V93H140ZM174 92V93H173ZM205 92H206V94H205ZM231 93L232 92V94H229V93ZM235 92V93H234ZM243 94H241V93ZM255 92V93H254ZM259 92V93H258ZM33 93V94H32ZM34 93L36 94V95H34ZM47 93L49 94V95H47ZM75 93H77V95L75 94ZM170 93H171V95H170ZM208 93V94H207ZM220 93V94H219ZM253 93V94H252ZM12 94V95H11ZM34 96H32V95ZM54 94H56V95H54ZM59 94V95H58ZM67 94V95H66ZM78 94H79V96H78ZM99 94V95H98ZM105 94H107V95H105ZM108 94H109V96H108ZM112 94V95H111ZM173 94H175V97H174V95ZM188 94V95H187ZM219 94V95H218ZM229 94V95H228ZM255 94L257 95V97L255 96ZM258 94H260L259 96H258ZM3 97H2V96ZM31 96V98H30V96ZM44 97H46V98H43V96ZM46 95V96H45ZM68 95H70V96H68ZM74 95H75V98H74ZM106 97H105V96ZM111 95V96H110ZM193 95V98L191 97V96ZM207 95V96H206ZM214 95V96H213ZM218 95V96H217ZM233 95H235V96H233ZM18 96V97H17ZM39 96V97H38ZM53 96H55V97H53ZM62 96V97H61ZM73 96V97H72ZM101 96V98H99ZM172 96V97H171ZM188 96V97H187ZM211 96V97H210ZM213 96V97H212ZM219 96H220V98H221V96H222V100L219 98ZM231 96H233V97H231ZM244 96H245V98H244ZM260 96H261V99H260ZM60 97V98H59ZM64 97H65V99H64ZM80 97V98H79ZM81 97L83 98V99H81ZM102 97H105L104 99L102 98ZM216 97V98H215ZM238 97V98H237ZM242 97V98H241ZM246 97H248V98H246ZM263 97V98H262ZM32 98H33V100H32ZM35 98H37V99H35ZM38 98H39V103H38ZM67 98H69V101H68V99ZM71 98V99H70ZM87 98V99H86ZM107 98V100L110 98L111 100L109 101L110 103L108 104V105H106L104 108L103 107H99L98 105H96V103H94L93 101L94 100H105ZM143 98H147V96L146 97H143ZM174 98V99H173ZM176 98H178V99H176ZM180 98H182L181 99V101H180ZM203 98H206V100H208V101H210V100H215L214 102L212 101V105H210V107H212V109H215L216 107V109L215 110H219V111H221V115L223 114V112H224V114L221 116L220 115V117H219V115L217 114V111H215L214 112V115H213V113H212V111H211V108L209 107V105L207 106V104L204 102V100H203ZM208 98H211V99H208ZM244 98V99H243ZM256 98V99H255ZM4 99V100H3ZM7 99H9V100H7ZM81 99V100H80ZM91 99H93V100H91ZM186 99H188L187 101H186ZM191 99V100H190ZM258 99V102L256 101L255 102V100H257ZM5 100H6V102H5ZM17 100V101H16ZM35 100H36V102H35ZM42 100H44V102L42 101ZM45 100H47L46 102H45ZM55 100V101H54ZM58 100V101H57ZM98 100V101H99ZM100 100V101H101ZM176 100H178L177 102H176ZM203 100V101H202ZM220 100V101H219ZM243 100V101H242ZM244 100H246V101H244ZM262 101V102H260V101ZM30 103H28V102ZM31 101V102H30ZM52 101H53V103H52ZM60 101H61V105H60ZM91 101V102H90ZM180 101V103H178ZM184 101H186V102H184ZM3 102V103H2ZM9 102V103H8ZM24 102V103H23ZM57 102V103H56ZM58 102H59V104H58ZM69 104H68V103ZM88 102V103H87ZM90 102V103H89ZM182 102H184V103H182ZM13 103V104H12ZM21 103V104H20ZM32 103V104H31ZM43 103V104H42ZM63 103V104H62ZM70 103H71V105H70ZM176 103V104H175ZM187 103V104H186ZM203 103V104H202ZM216 103V104H215ZM254 103L255 104H259V106H260V109L258 108L259 106H257V105H254ZM29 104V105H28ZM58 104V105H57ZM86 104H90L89 106H85ZM95 104V105H94ZM112 104V105H111ZM180 104V105H179ZM181 104H185L186 106V108L184 107V108H181ZM205 104V106H207V107H205V106H203ZM214 104V105H213ZM28 105V106H27ZM39 105H42L43 107H40ZM62 105H63V107H62ZM217 105V106H216ZM248 105V106H247ZM251 105V106H250ZM1 106V107H2ZM7 106V107H6ZM21 106H22V108H21ZM24 106V107H23ZM71 106V107H70ZM96 106V107H95ZM97 106H98V108H97ZM116 106V107H115ZM175 106V107H174ZM177 106H179V109H180V113L178 112L179 111V109L177 108ZM255 106H256V108H255ZM14 107V108H13ZM26 107V108H25ZM27 107L29 108L28 110H27ZM35 107V108H34ZM67 107V108H66ZM88 107V108H87ZM263 107V108H262ZM38 109V111L39 112H37V109ZM49 108H50V110H49ZM59 108V109H58ZM71 108V109H70ZM98 110H97V109ZM106 108H108V109H106ZM116 108V109H115ZM118 108V109H117ZM176 108V109H175ZM188 108V109H187ZM262 108V109H261ZM5 109H4V111H5ZM23 109V110H22ZM43 109V110H42ZM47 109V110H46ZM61 109V110H60ZM63 109V110H62ZM66 109V110H65ZM165 109V108H164ZM205 109H209V111L208 110H205ZM260 111V113H258V110ZM34 110V111H33ZM42 110V111H41ZM49 110V112H50V114L51 115H53V116H51L50 114H45V113H47V111ZM60 110V111H59ZM71 110V111H70ZM184 110V111H183ZM24 111V112H23ZM27 111V112H26ZM32 111V112H31ZM41 111V112H40ZM44 111V112H43ZM46 111V112H45ZM83 111V112H82ZM89 111V112H88ZM92 111V112H91ZM120 111H121V113L123 114H121L120 113ZM159 111V112H158ZM188 111V112H187ZM214 111V110H213ZM254 111H256V112H254ZM19 112V113H18ZM35 112V113H34ZM48 112V113H49ZM53 114H52V113ZM72 113V116H71V113ZM81 112V113H80ZM94 112V113H93ZM99 112V113H98ZM101 112V113H100ZM158 112V113H157ZM161 112V113H160ZM163 112H166V110L165 111H163ZM191 112H193V114L191 113ZM211 112V113H210ZM26 113V114H25ZM39 115H38V114ZM60 113V114H59ZM62 113V114H61ZM82 113H85V114H82ZM91 113V114H90ZM160 113V114H159ZM174 113V114H173ZM180 115H179V114ZM184 113H186L187 115L189 114V116H187V115H183ZM262 113V114H261ZM15 114V115H14ZM19 114V115H18ZM31 114H32V116H31ZM33 114H34V116H33ZM44 114V115H43ZM69 114V115H68ZM97 114V115H96ZM120 116H118V115ZM159 114V115H158ZM173 114V115H172ZM209 114V115H208ZM213 116H211V115ZM248 114V115H247ZM257 114V115H256ZM260 114V115H259ZM18 115V116H17ZM48 115V116H47ZM63 115V116H62ZM73 115H75L76 116V118H75V116L73 117ZM82 115H83V117H84V119H82L81 120V118H79L78 119V117H82ZM88 115H89V117H88ZM92 115V116H91ZM117 115V116H116ZM179 115V116H178ZM216 115V116H215ZM229 115V116H228ZM260 117H259V116ZM17 116V117H16ZM20 116V117H19ZM25 116V117H24ZM39 116H41V117H39ZM58 116H60V117H58ZM66 116V117H65ZM107 116V117H106ZM157 116V117H156ZM161 116V117H160ZM172 116V117H171ZM185 116H187V117H185ZM192 116V117H191ZM209 116V117H208ZM225 116H227L226 118H228V119H226V118H224ZM256 116H257V118H259V120L256 118ZM31 117V120L29 119ZM38 117V118H37ZM44 118V120H42L43 118ZM45 117H51V118H45ZM53 117V118H52ZM56 117H58V118H60V119H57ZM62 117V118H61ZM64 117V118H63ZM68 117H69V119H68ZM97 117H99V118H97ZM118 117V118H117ZM133 117V116H132ZM167 117H169L170 118V120L167 118ZM190 117V118H189ZM218 117V118H217ZM232 117V118H231ZM244 117V118H243ZM256 119H255V118ZM24 118V119H23ZM25 118H27V119H25ZM35 118H36V120H35ZM42 118V119H41ZM72 118V119H71ZM117 118V119H116ZM136 121H141V123L144 121H146L145 119L144 120H141V119H143V118H141L140 116H135V117H133ZM138 118V119H137ZM140 118V119H139ZM184 118H186V119H184ZM206 118H208V119H206ZM223 118V119H222ZM234 118V119H233ZM248 118V119H247ZM37 119H38V121H37ZM46 119H47V122H48V124H49V121H50V119L52 120V121H50V126L48 125V124H46ZM160 121H159V120ZM167 119V121H165ZM181 119V120H180ZM190 119V120H189ZM213 119H214V121H213ZM221 120L222 119V121H219V120ZM244 119V120H243ZM2 119H1V116H0V121H1ZM53 120L55 121V123L56 124H52V123H54L53 122ZM58 120V121H57ZM173 120V121H172ZM177 120V121H176ZM179 120V121H178ZM185 120H186V122H185ZM189 120V121H188ZM195 120H196V122H195ZM204 120V121H203ZM210 120V121H209ZM225 120H227V122L225 121ZM237 120V121H236ZM258 120V121H257ZM29 121V122H28ZM32 121V122H31ZM35 121H37V122H39V123H43V125H42V123L39 125V123L38 124H36L37 122H35ZM83 121V122H82ZM112 121H110V122H112ZM165 121V122H164ZM170 121V122H169ZM184 121V122H183ZM191 121V122H190ZM211 121H212V123H211ZM34 123V124H36V127H35V125L34 124H31V123ZM52 122V123H51ZM173 122V123H172ZM178 122V123H177ZM190 123V124H188V123ZM204 123L203 125H202V123ZM210 124H209V123ZM217 122V123H216ZM235 122V123H234ZM45 123V124H44ZM58 123H60V124H58ZM163 123H164V126H163ZM169 123H170V125H169ZM177 123V124H176ZM206 123H208V124H206ZM31 124V125H30ZM85 124V125H84ZM174 124H175V127H174ZM184 124H186V125H190V126H186L185 125V127H184ZM197 124V125H196ZM199 124V125H198ZM200 124H201V126H200ZM223 124H224V126H223ZM38 125V126H37ZM46 125V127L44 128L43 126H45ZM49 127H48V126ZM160 125H161V127H160ZM180 125V126H179ZM193 125V126H192ZM196 125V126H195ZM205 125V126H204ZM212 125V126H211ZM218 125V126H217ZM221 125V126H220ZM4 125H2V127H3ZM17 126H18V123H17ZM34 126V127H33ZM40 126V127H39ZM52 126V127H51ZM81 126H82V129H81ZM198 126L200 127L199 129H198ZM217 126V127H216ZM227 126H228V128H227ZM232 126H233V128H232ZM32 127V128H31ZM38 127V128H37ZM49 129H48V128ZM64 127H68V124H65V126ZM84 127V128H83ZM178 127H180V128H178ZM182 127V128H181ZM189 127V128H188ZM191 127H192V129H191ZM224 127V128H223ZM19 128V127H18ZM18 128L16 129L15 128V130H18ZM37 128V129H36ZM50 128H52L51 130H50ZM213 130H212V129ZM231 128V129H230ZM0 132L2 131V128H1V126H0ZM30 129H32V131L30 130ZM34 129H36V130H34ZM45 129V130H44ZM181 131H179V130ZM200 129H202V130H200ZM216 129V130H215ZM229 129V130H228ZM29 130V131H28ZM50 132H49V131ZM81 130H82V132H81ZM174 130V131H173ZM176 130V131H175ZM186 130V131H185ZM196 130V131H195ZM206 130H207V132H206ZM33 131L35 132V133H33ZM98 131H100V130H97V133L102 137V139H99L100 138V136L98 135V134H96V137H97V135H98V141L100 142L101 140V143H100V146H96L95 148H92V150L90 151V152H87V153H89L90 155L91 154H93V159H97V158H100V157H102L103 155H105L106 157H108V153H109V157H111L113 154H114V152H115V154H116V156L118 157V155H119V151L121 150V149H119L118 150V148H115L114 146H111L110 145V151H108L109 149H107V148H105L106 147V145H105V143H107V140H105V139H107L106 138V135H104L105 133L104 132H102V131H100V133L98 132ZM153 131V130H152ZM183 131V132H182ZM188 131H190V132H188ZM199 131H202V132H200V133H202V135L201 134H199ZM212 131V132H211ZM213 131H214V133H213ZM218 131H219V133H218ZM221 131V132H220ZM233 131H235V133L233 134ZM30 132H32L31 134H29ZM102 132V133H101ZM154 132H156V131H154ZM159 132H156L155 134H156V138L157 137H159ZM180 132V133H179ZM191 132H192V134H191ZM3 133H4V136L6 135V133L5 132H2V133H0V138L3 136ZM56 133V131L54 132V134ZM181 135H179V134ZM198 133V134H197ZM41 134V135H40ZM43 134H47L46 136L44 135L43 136V138L41 137V139L39 138V136H42ZM104 136H103V135ZM177 134V135H176ZM187 134V135H186ZM189 134V135H188ZM204 134V135H203ZM225 134V135H224ZM192 135V136H191ZM209 135V136H208ZM210 135H211V137H210ZM223 135V136H222ZM233 135V136H232ZM52 136V137H51ZM66 136H68V134H66V135H64V137H66ZM71 136V137H70ZM73 135H69L68 137H69V139L70 138H72V139H70V140H74V137H72ZM187 136V137H186ZM195 136V137H194ZM214 136H215V138H214ZM232 136V137H231ZM236 136V137H235ZM17 137H18V139H17ZM48 137V138H47ZM64 137H63V139H64ZM67 137V138H68ZM105 139H104V138ZM175 139H178V141L177 140H175ZM190 137H192V138H190ZM194 137V138H193ZM217 137H219V138H217ZM222 137V138H221ZM223 137L225 138L224 140H223ZM16 138V139H15ZM50 138V139H49ZM66 138V139H67ZM202 138V139H201ZM209 138V139H208ZM212 138V139H211ZM228 138V139H227ZM236 138V139H235ZM24 139V140H23ZM68 139V140H69ZM103 139H104V142H103ZM173 139V140H172ZM208 139V140H207ZM215 141H214V140ZM16 140V141H15ZM43 140V141H42ZM182 140H184V141H182ZM188 142H186V141ZM197 140V141H196ZM198 140H199V142H198ZM220 140H221V142L222 143H219L220 142ZM228 142H227V141ZM231 140V141H230ZM236 140V141H235ZM0 141H2V138H1V140ZM35 141V142H34ZM174 141V142H173ZM234 141V142H233ZM40 142H42V143H40ZM48 142V143H47ZM179 142H181L182 144H180ZM210 142L213 144V147H212V144H210ZM215 142V143H214ZM217 142V143H216ZM225 142H227V143H225ZM233 142V143H232ZM237 142V143H236ZM23 142H19L17 145H18V150H21L22 149V146H21V144H22ZM31 142H29V144H30ZM200 143V144H199ZM202 143V144H201ZM225 143V144H224ZM228 143H229V145H228ZM231 143V144H230ZM235 143H236V145H235ZM20 144V145H19ZM28 144V145H29ZM39 144V145H38ZM59 144H61V145H59ZM59 144L57 145V148L59 147V149H58V151H65V144H62V142H59ZM103 144V145H102ZM186 144V145H185ZM188 144V145H187ZM206 144H207V146H206ZM220 144V145H219ZM223 144V145H222ZM64 145V146H63ZM105 145V146H104ZM178 145V146H177ZM186 146V148H185V146ZM196 145V146H195ZM197 145H199V148L197 147ZM204 146V148H203V146ZM219 147H218V146ZM237 146V147H235V146ZM61 146H62V148H61ZM206 146V147H205ZM225 146V147H224ZM233 146V147H232ZM257 146H259L258 147V149H256L257 148ZM115 149H114V148ZM156 147H158V145L156 144ZM197 147V148H196ZM226 147H227V149H226ZM236 149H235V148ZM14 148V147H13ZM33 148V149H32ZM112 148V149H111ZM183 148H184V150H183ZM189 148H191V150L189 149ZM194 148H195V150L196 151H198L197 152V154H196V151L194 150ZM201 148V149H200ZM202 148H203V150H202ZM213 148V149H212ZM220 150H222V151H224L225 152V154H223V152L222 151H220ZM230 148H231V150H230ZM234 148V149H233ZM187 149V150H186ZM209 151H208V150ZM260 149L262 150V151H260ZM17 150V151H18ZM31 150H33V151H35L36 152V150H37V152L36 153H33V151H31ZM42 150V151H41ZM106 150L108 151V152H106ZM201 150V151H200ZM206 150V151H205ZM214 150V151H213ZM257 150H259V155L260 156H262L263 155V157H258L257 158V156L258 155H256V153L258 154V151ZM182 151V152H181ZM211 151V152H210ZM226 151H228L227 153H226ZM232 151V152H231ZM29 152V153H28ZM32 152V153H31ZM42 152V154H40ZM184 152V153H183ZM194 152V153H193ZM199 152H200V154H199ZM206 152H209V154L212 156V161L211 160H208L207 159V155H206ZM231 152V153H230ZM31 153V154H30ZM60 153H62V152H60ZM110 153H111V156H110ZM203 153V154H202ZM212 153V154H211ZM214 153V154H213ZM234 153V154H233ZM63 154H65V152L63 153ZM89 154H85L84 153V156H88L89 157ZM216 154V155H215ZM226 154L228 155H232V156H227L228 157V159H229V157H233V158H230V159H233L232 160V162H230V159H229V163L227 162V158H226ZM40 155H42V156H40ZM62 155V154H61ZM196 155V156H195ZM203 155V156H202ZM206 155V156H205ZM217 155H219V156H217ZM223 156V158L225 159H223L224 161H220V162H223V163H221V164H219L220 162H219V158H221V156ZM225 155V156H224ZM239 156L240 157V155H242L245 159H243V158H234V156ZM245 155H248V156H245ZM28 156H26V160H24L25 162H23V163H27V157ZM202 156V158H200ZM241 156V157H242ZM252 156V157H251ZM255 158H254V157ZM90 157H92V156H90ZM89 157V158H90ZM95 157V158H94ZM153 156H151L150 158H148L149 159V161L148 160H146L147 162L146 163H149L150 164V166L149 167H152L153 168V170L154 171H152L154 174V176H156L159 172V164H158V167H157V163H154V165H153V159H151ZM188 158V159H185V158ZM192 157H193V159H194V161L196 162H198V161H200V162H198V164L197 163H193L192 161H191V159H192ZM214 157H215V159H214ZM216 157H218L217 159H216ZM251 157V158H250ZM199 158V159H198ZM36 159H39V158H37L36 157ZM185 159V160H184ZM235 159H236V161H235ZM242 159V161H245V163L244 162H242V164L243 165H241V163H239V161ZM249 159H251V160H249ZM255 159H256V161H255ZM121 160V161H120ZM125 157L123 156L121 159H119L117 162H114V163H112V164H114V165H112L113 166V168H112V166L110 165V164H108L107 165V169H109V171L107 170V169H105L104 171H106V173L108 174H106V173H104L103 175V177H104V182L106 181V178L105 177H107L108 179L107 180H109V181H106L105 183L104 182H102V184L105 186V184H106V186L105 187H109L111 190L113 189V191L115 190V189H118L119 187H120V185H121V187H120V189H118L117 190V194L119 193V192H122L123 194H125V195H132L131 193L133 192H137L138 193V187L139 186H141V184H143V181H144V179H145V176L144 177H141V175H142V173H139V172H141L143 169H144V166H143V164H139V168L137 167V165H136V167H135V169H137V175H135V176H137L136 178H135V176H133L136 172H134L133 174H126L125 176L124 175H122L121 176V171H122V166L129 160V159H126L125 161ZM203 160H204V162H203ZM216 160V161H215ZM221 160V159H220ZM237 160H239V161H237ZM249 160V161H248ZM258 160V161H257ZM262 160V161H261ZM206 161H208V163L206 162ZM215 161V162H214ZM218 161V162H217ZM236 163H235V162ZM254 161V162H253ZM261 161V162H260ZM122 162H124V163H122ZM145 162V161H144ZM225 162H227L225 165L229 168H227L225 165H224V163ZM234 162V163H233ZM255 162H259L260 164H258L257 165V163H255ZM116 163V164H115ZM216 164V166H215V164ZM238 163V165L240 164V167L242 168V170L240 169V167H235V168H238V169H240L241 170V172H239L238 171V169H235L234 170V166H232V164H237ZM246 163H248L249 165H248V167H247V165H246V168H245V164ZM257 165V166H255V164ZM228 164L230 165V167H233L232 168V170H230L231 168L228 166ZM250 164H252V165H254V166H252L251 167V165ZM118 165H120V166H118ZM201 165H203V166H201ZM204 165H206V166H208L207 168H206V166L204 167ZM263 166V167H261V166ZM118 167V170H117V168H116V170L114 169L115 167ZM143 166V167H142ZM213 166V167H212ZM218 166V167H217ZM251 167V175L249 174V172H248V170H249V168ZM259 166V168L258 169H256L257 167ZM143 169H142V168ZM216 167V168H215ZM244 167V168H243ZM114 169L113 170V173L111 172V170L112 169ZM119 168H120V170H119ZM195 168H197L198 169V167H195ZM208 168H209V170H208ZM139 169H141V170H139ZM156 169L158 170L157 172H156ZM210 169H214V170H210ZM219 171H218V170ZM244 169H246V170H244ZM223 170H225V171H223ZM260 170H262V172L260 171ZM116 173H115V172ZM199 171V170H198ZM212 171H214V172H212ZM216 171V172H215ZM238 172V173H235V172ZM245 173V175L249 178V179H247V177H245V179H244V173ZM156 172V173H155ZM236 174V176H234L235 174ZM116 175H115V174ZM120 175H119V174ZM192 173V174H191ZM200 173H201V171H200ZM199 173V174H200ZM214 173H216V174H214ZM219 173V174H218ZM230 174V175H228V174ZM231 173H233V174H231ZM240 173V174H239ZM247 173L249 174V175H247ZM183 174H184V176H185V174L187 175V179H186V177H184L183 176ZM202 174V173H201ZM200 174V175H201ZM226 174V175H225ZM105 175H107V176H105ZM139 175V176H138ZM192 175V176H191ZM195 175V176H194ZM243 177V178H241V180H242V182H243V180H244V182L243 183H245V185H246V188H245V185H244V187H242L243 186V184L239 181V178L241 177V176ZM120 176H121V178H120ZM129 176L131 177V179H129ZM132 176L134 177V178H132ZM148 176H150V175H148ZM148 176H146V177H148ZM194 176V177H193ZM231 176V177H230ZM232 176H234V177H232ZM110 177V178H109ZM139 177V178H138ZM188 177H190L189 179H188ZM229 177L232 179V180H230V183H226L227 181L229 182ZM120 178V179H119ZM128 178V179H127ZM140 178H142V179H140ZM191 178H192V182H191ZM196 178V180H195V182H193L194 181V179ZM226 178H227V181H226ZM234 178V179H233ZM235 178H237V179H235ZM250 178H251V181H250ZM262 178L264 179V177L262 176ZM136 179V180H135ZM163 179H165V180H163ZM183 179V180H182ZM184 179H186V180H188V184H187V181L186 180H184ZM126 180V181H125ZM148 180V179H147ZM173 180V181H172ZM234 180H236V181H239L241 184H242V188H243V192L241 191V190H237L238 192H233L232 191V189L233 188H235V186L237 185H239L240 186V184H238L239 182H234ZM249 180V181H248ZM123 181V182H122ZM126 183H125V182ZM128 181V182H127ZM136 181V182H135ZM222 181H224L225 183H226V186H225V184H224V182H222ZM109 182V183H108ZM133 182V183H132ZM138 182V183H137ZM161 182V183H160ZM167 182V183H166ZM186 182V183H185ZM203 182V183H202ZM222 182V183H221ZM232 182V183H231ZM252 182V183H251ZM164 185H163V184ZM193 183V184H192ZM196 185H195V184ZM233 183L235 184L234 186H233ZM249 183H251L250 185H249ZM109 184H110V186H111V184H112V186L111 187H113V188H111L110 186H109ZM120 184V185H119ZM124 184V185H123ZM136 184V185H135ZM138 184V185H137ZM172 186V188H171V186ZM173 184V185H172ZM187 184V185H186ZM230 184L233 186V188L231 189L230 187H232V186H230ZM123 185V186H122ZM188 185L190 186V187H192V188H190L189 190H188ZM192 185V186H191ZM198 185V186H197ZM202 185V186H201ZM204 185V186H203ZM138 186V187H137ZM185 186H187V187H185ZM195 186H197V188L195 187ZM221 186V187H220ZM227 186H230V187H227ZM236 186V187H237ZM238 186V187H239ZM98 188H96L95 190H98V189H100V186H97ZM122 187H124V188H122ZM132 187H134V189L132 188ZM174 187V188H173ZM203 189H202V188ZM205 187V188H204ZM208 187V188H207ZM216 187V188H215ZM225 187H227V190H229V188L231 189V190H229L230 192H231V194L230 193H227V192H229V191H227L226 190V188ZM241 187H239V189L241 188ZM108 188V189H109ZM128 188V189H127ZM161 188H163V189H161ZM169 188H170V190H169ZM176 188V190L178 189V188H180V189H178L177 191L176 190H174ZM196 188V189H195ZM200 188H201V190H200ZM208 190H207V189ZM211 188H214V189H211ZM217 188H218V190H217ZM225 188V189H224ZM244 188H245V191H244ZM250 190V192H251V194H250V192H249V190ZM253 188V189H252ZM157 189V190H156ZM192 189H193V191H192ZM196 190V192L195 193H193L195 190ZM204 189H205V192H204ZM222 189V192H226L227 193V195H226V193H223L222 194V192L220 191ZM223 189H224V191H223ZM236 189H238V188H235V191H236ZM248 190V194H247V190ZM94 190V191H95ZM124 190V191H123ZM133 190V191H132ZM135 190V191H134ZM159 190V191H158ZM174 190V191H173ZM185 190V192H182V191H184ZM191 191L192 193H193V195H192V193H187L188 191ZM200 190V191H199ZM206 190H207V192H206ZM215 190H216V192H215ZM234 190V189H233ZM260 190V189H259ZM263 190V191H262ZM262 190L261 191H259L260 193L259 194H261V195H263L264 196V193H261V192H264V189L262 188ZM182 193H181V192ZM187 191V192H186ZM198 191V192H197ZM214 192V194H210V192ZM129 192V193H128ZM177 192V193H176ZM202 192V193H201ZM219 192V193H218ZM221 192V193H220ZM232 192H233V194H232ZM240 192H242L243 193V195L242 196H244V197H241L240 195H241V193ZM246 192V193H245ZM198 193V194H197ZM201 193V194H200ZM206 193V194H205ZM239 193V194H238ZM139 194V193H138ZM196 194L198 195V196H196ZM210 194V195H209ZM219 194V195H218ZM237 194V198L235 197V195ZM244 194H247L246 196L244 195ZM174 195H176L175 197H173ZM200 195H202V197L200 196ZM206 195V196H205ZM213 195H214V197H213ZM216 195V196H215ZM224 195H226V197L224 196ZM231 196V198H229L230 196ZM233 195V196H232ZM238 195H239V197L240 198H242V199H244V200H242V199H240L239 197H238ZM250 195V200H253V201H250L249 202V199H248V197L247 196H249ZM192 196H193V199H192ZM196 196V198L197 199H195L194 197ZM209 196V198H207ZM220 196V197H219ZM252 196V197H251ZM159 197V198H160ZM204 197V198H203ZM216 197H218V200L220 201H217V199H216V201H217V204L219 205V206H217L216 205V201H215V199L214 198H216ZM245 197H247V198H245ZM140 198V199H139ZM166 198V199H165ZM176 198V199H175ZM200 198L201 199H203V200H201V202H203V201H205L204 202V204L203 203H201V202H198L199 200H200ZM205 198H206V200H205ZM221 198V199H220ZM233 198V199H232ZM253 198V199H252ZM167 200V201H169V202H166L165 200ZM174 199V200H173ZM199 199V200H198ZM211 199L212 200H214V205L212 206V204H213V201L211 202ZM224 199V200H223ZM234 199H236V200H234ZM238 199H240V200H238ZM248 201H247V200ZM2 199H0V201H1ZM189 200H190V202H189ZM193 200V201H192ZM195 200H197V201H195ZM226 200V201H225ZM241 200H242V202H241ZM170 201H172V202H170ZM182 201V202H181ZM185 201V202H184ZM192 201V202H191ZM222 201V202H221ZM228 201H231L230 202V205H229V202ZM236 201V202H235ZM240 201V202H239ZM2 202V201H1ZM139 202V203H138ZM149 202V201H148ZM196 202V203H195ZM207 202V203H206ZM226 203V205L225 204H223V203ZM227 202H228V205H227ZM238 202V203H237ZM244 202H246V204L248 203L249 205H250V203L251 204H253L252 206L250 205H248L247 207H246V205H245V203ZM146 203H147V205H146ZM167 203H169L168 204V206H167ZM206 203V204H205ZM209 203H210V205H209ZM221 204V206H220V204ZM235 203H237L236 205L237 206H235ZM86 204L88 205V202H86ZM178 204V205H177ZM181 204H183L184 205V207L181 205ZM192 204V205H191ZM202 204V205H201ZM232 204H234V205H232ZM239 204L240 205H242V206H239ZM140 205H141V207H140ZM171 205H173V206H171ZM195 205V206H194ZM226 207H225V206ZM2 205H1V203H0V207H1ZM169 206H171V208L169 207ZM177 206V207H176ZM181 206V207H180ZM187 206V207H186ZM234 206V207H233ZM239 206V208H235V207H238ZM244 206V207H243ZM140 207V208H139ZM151 209H150V208ZM210 207H211V209H210ZM221 209H220V208ZM222 207H225L224 209H225V211L226 212H224V210L222 209ZM230 207V208H229ZM260 207H263V208H260ZM142 208V209H141ZM175 209L174 211H173V209ZM180 208V209H179ZM184 208V209H183ZM186 208V209H185ZM217 208H219V209H217ZM255 208V209H254ZM1 209V208H0ZM3 209V208H2ZM177 209H178V211L179 210H181L180 211V213L177 211ZM190 209V210H189ZM144 210V211H143ZM164 210V211H163ZM172 210V211H171ZM220 212H219V211ZM223 210V211H222ZM237 210H239V211H237ZM260 210H263V211H260ZM1 211V210H0ZM131 211V212H130ZM140 211V212H139ZM185 211V212H184ZM209 211V212H208ZM228 211L231 213V215H229L228 214ZM232 211V212H231ZM123 212H124V214H123ZM146 212H148L147 214H146ZM152 214H154V216L152 215L151 216V213ZM214 212V213H213ZM238 212H240L239 213V215H237L238 214ZM256 212V213H255ZM2 213L4 214V215H2ZM143 213H144V215L146 216V217H144V215H143ZM173 213V214H172ZM174 213H175V215L178 217H176L175 215H174ZM177 213L179 214V216L177 215ZM207 213V214H206ZM225 213H226V215H225ZM255 213V214H254ZM1 215H0V223H2L1 225H0V264H16V263H19V261H20V264H32V260H34V263L33 264H35V262H37V261H35L36 259L34 258L33 259V252L32 251H30V250H26L27 248H29V242H28V240H26V239H24L25 237H26V233H24V232H21L22 233V235H13V234H11L10 233V231L8 232V230L6 231V229L8 228V227H6V225H7V223H8V221H7V218H6V216H5V213L3 212V211H1V213H0ZM132 214H133V216H132ZM183 214H185V215H183ZM187 214V215H186ZM228 214V215H227ZM261 214H263V217H262V215ZM142 215V216H141ZM156 215V216H155ZM161 215V216H160ZM172 215V216H171ZM183 215V216H182ZM205 215V216H204ZM208 215H212L211 217H212V219L210 218V216H208ZM225 215V216H224ZM4 216V217H3ZM148 216L149 217H153L151 220L148 218ZM174 216H175V218H174ZM185 216V217H184ZM215 216V218L213 219V217ZM232 216H234V217H232ZM140 217H142V218H140ZM158 217H160V218H162V219H160V218H158ZM163 217H164V219H163ZM167 217V218H166ZM180 217V218H179ZM187 217V218H186ZM209 219V220H207V218ZM256 217L258 218V220L256 219ZM3 218H4V220H6L7 221V223H6V221H3ZM169 218V219H168ZM181 218H183V220H181ZM185 218V219H184ZM194 220H192V219ZM205 218H206V220L207 221H205ZM263 219V221H262V219ZM132 219V220H131ZM135 219V220H134ZM148 219V220H147ZM202 219V220H201ZM256 219V220H255ZM31 220H32V218H30V220H29V218H28V221H30L31 222ZM154 220V221H153ZM160 220H162V222L160 221ZM164 220H165V222H164ZM169 220H172V221H169ZM181 220V221H180ZM199 220V221H198ZM211 220H212V223H211ZM215 220V221H214ZM255 220V221H254ZM138 221V222H137ZM157 221V222H156ZM169 221V222H168ZM196 221V222H195ZM198 221V222H197ZM203 221H205L204 223H202ZM210 221V222H209ZM154 223V224H152V223ZM157 224H156V223ZM161 222V223H160ZM167 222H168V224H167ZM195 222V223H194ZM209 222V223H208ZM254 222H258L257 224L256 223H254ZM6 223V224H5ZM119 223H121V224H119ZM125 223V224H124ZM134 223V224H133ZM147 223H148V225H147ZM158 223H160L159 225H158ZM223 223V224H222ZM228 223V224H227ZM260 223V224H259ZM263 223V224H262ZM256 224V225H255ZM260 226H259V225ZM105 225H107V224H105ZM154 225V226H153ZM164 227H163V226ZM188 225V226H187ZM194 225V226H193ZM201 225V226H200ZM203 225V226H202ZM219 227H218V226ZM222 225H223V227H222ZM262 225V226H261ZM8 226V225H7ZM133 226V227H132ZM158 226H159V228H158ZM212 226V228H210ZM217 226V227H216ZM227 226H228V228H227ZM6 229H5V228ZM126 227V228H125ZM156 227V228H155ZM188 227V228H187ZM194 227V228H193ZM263 227V228H262ZM5 229V232H4V230H2V229ZM130 228H131V230H130ZM150 228V229H149ZM155 228V229H154ZM163 228H164V230H163ZM189 228H190V231H189ZM204 228V229H203ZM207 228H209V229H212L211 231L209 230V229H207ZM218 228V229H217ZM255 228V229H254ZM123 229H125V230H123ZM157 229V230H156ZM194 229V230H193ZM207 229V230H206ZM228 229V230H227ZM260 229H262L261 231H260ZM129 230V231H128ZM149 230V231H148ZM161 230V231H160ZM186 230V231H185ZM217 230V231H216ZM255 230H257V231H255ZM123 231V232H122ZM132 233H131V232ZM155 231V232H154ZM201 231H203V232H201ZM209 231H210V234H209ZM213 231V232H212ZM226 231V232H225ZM4 232V233H3ZM6 232H8V233H10L9 235H8V233H6ZM148 232V233H147ZM151 232V233H150ZM206 232H207V234L209 235H207L206 234ZM219 232V233H218ZM262 232V233H261ZM25 235H24V234ZM158 234V233H160V234H158V235H155V234ZM163 233V234H162ZM187 233V234H186ZM189 233V234H188ZM215 233V234H214ZM223 233V234H222ZM260 233H261V235L263 236H260ZM6 234H7V236L10 238L11 236L13 237V240H9V238H7V236H6ZM153 236H152V235ZM214 236H213V235ZM216 234H218V235H216ZM129 237H128V236ZM131 235V236H130ZM202 235V236H201ZM255 235V236H254ZM19 237V239L17 238V237ZM20 236H21V238H20ZM24 236V237H23ZM126 236V237H125ZM189 236V237H188ZM222 236V237H221ZM16 237V238H15ZM150 237V238H149ZM151 237H153L152 239H151ZM156 237H160L159 239H157ZM197 237V238H196ZM200 237H201V239H200ZM211 237V238H210ZM249 237V238H248ZM23 238V239H22ZM30 238V237H29ZM191 238V239H190ZM195 238H196V240H195ZM208 238H210V239H208ZM217 238V239H216ZM225 238V239H224ZM255 238L257 239V240H255ZM260 238V239H259ZM20 239H22V241H19ZM114 241H116L117 240V237H114ZM151 239V240H150ZM184 239H185V241H184ZM200 239V240H199ZM229 239V240H228ZM243 239V240H242ZM14 240H16V241H14ZM23 240H26L27 242L25 243V245L26 246H24L26 249V251H28L27 253H26V251H24V247H20V248H18L20 245H22V243L23 242H25V241H23ZM157 240V241H156ZM169 240H170V243H169ZM183 240V241H182ZM188 240H190V241H188ZM195 240V241H194ZM201 241V243H200V245H199V241ZM209 240V241H208ZM214 240V241H213ZM233 240V241H232ZM10 241H11V243H10ZM13 241V242H12ZM149 241H152V242H149ZM158 241H160V242H158ZM225 241V242H224ZM250 243H249V242ZM255 241V242H254ZM258 241V242H257ZM184 242V243H183ZM195 242V243H194ZM196 242H198V245H197V243ZM203 242V243H202ZM17 243V245H15ZM115 243H117V242H115ZM172 243V244H171ZM192 243V246L193 245H197L196 246V248H193L190 244ZM205 243V244H204ZM210 243V244H209ZM20 244V245H19ZM163 244V246H161ZM164 244H165V246H164ZM173 246H171V245ZM183 244V245H182ZM217 244L219 245V246H217ZM240 244H242V245H240ZM247 244H249V246L247 245ZM254 244L255 245H257L258 247H259V245H262L261 247H259L260 249H258L259 251H258V253H256V255H258V257L257 256H255L254 257V252L256 251V250H254ZM259 244V245H258ZM13 245V246H12ZM19 245V246H18ZM127 245H130V246H132V244H130L129 242H127ZM205 245V246H204ZM15 246V247H14ZM16 246H18V247H16ZM23 246V245H22ZM142 248H141V247ZM159 246H161L160 248H158ZM188 246V247H187ZM189 246H191V247H189ZM194 246V247H195ZM202 246V247H201ZM220 246L222 247L221 249H220ZM229 246V247H228ZM250 247V248H247V247ZM256 246V247H257ZM11 247V248H10ZM164 249H163V248ZM199 247V248H198ZM212 247V248H211ZM255 247V248H256ZM158 248V249H157ZM185 248V249H184ZM205 250H204V249ZM218 248H219V251H218ZM234 248V249H233ZM14 249V250H13ZM19 249V250H18ZM23 249V251L20 253L19 251H21V250ZM159 249H161V250H159ZM163 249V250H162ZM175 249V250H174ZM178 249V250H177ZM184 249V250H183ZM190 249V250H189ZM247 249V250H246ZM8 250V251H7ZM13 250V251H12ZM155 250V251H154ZM157 250V251H156ZM165 250V251H164ZM186 250V251H185ZM204 250V251H203ZM10 251H11V253H10ZM14 251H16V252H14ZM159 251H161L160 253L162 254H160L159 253ZM168 251V252H167ZM199 251H201V252H203V253H200ZM214 251V252H213ZM215 251L217 252L218 251V253L221 251V252H225L224 254H222V255H218V253L216 254L215 253ZM234 251V252H233ZM244 251V252H243ZM4 253V255H3V253ZM24 252H25V254H24ZM155 252V253H154ZM190 252V254H186V253H189ZM200 254H199V253ZM221 252H220V254H221ZM240 252V253H239ZM241 252H243V253H241ZM247 254H246V253ZM262 252V256H261V254H259V253H261ZM20 253V255H18V254ZM156 253H157V255H156ZM166 253H168V255L166 254ZM206 253V254H205ZM232 253V254H231ZM234 253V254H233ZM13 254V255H12ZM24 254V255H23ZM27 254L29 255V256H27ZM152 254H154V255H152ZM158 254L161 256V258H159L158 257ZM202 254V255H201ZM226 254H227V257H226ZM229 254V255H228ZM252 254V255H251ZM155 255L157 256V257H155ZM194 255V256H193ZM205 255V256H204ZM207 255H208V257H207ZM212 255V256H211ZM225 255V256H224ZM240 255H242V256H240ZM244 255H246V256H244ZM260 255V256H259ZM6 256V258H4ZM22 258V259H20V257ZM164 256H166V259L168 258L167 256H169L170 257V259L168 258V260L165 262V257ZM218 256H221V257H218ZM16 259H14V258ZM19 257V258H18ZM31 257H32V259H31ZM152 257V258H151ZM153 257H155L154 259H155V261L153 260ZM178 257V258H177ZM187 257V258H186ZM190 259H189V258ZM200 257H202L201 258V260H200ZM213 257V258H212ZM226 257V258H225ZM241 257H242V259H241ZM257 257V258H256ZM261 257V258H260ZM3 258V259H2ZM26 258H28V260L26 259ZM164 258V259H163ZM194 258V259H193ZM198 258V259H197ZM205 258V260H203ZM209 258V259H208ZM223 258V259H222ZM234 258V259H233ZM242 260L241 262H240V259ZM256 258V259H255ZM263 258V259H262ZM31 259V260H30ZM182 259V260H181ZM185 259V260H184ZM194 260V261H192V260ZM197 259V260H196ZM207 259V260H206ZM259 259V260H258ZM9 260V261H8ZM18 260V261H17ZM177 260V261H176ZM199 260H200V262H199ZM203 260V261H202ZM219 260V261H218ZM223 260V261H222ZM13 261V262H12ZM14 261L16 262V263H14ZM21 261H22V263H21ZM30 262V263H28V262ZM40 262L38 263L37 262V264H41L42 263V261L41 260H39ZM153 261V262H152ZM185 261V262H184ZM192 261V262H191ZM197 261V262H196ZM204 261H206L205 263H204ZM229 261V262H228ZM238 261V262H237ZM244 261V262H243ZM9 262V263H8ZM45 262V261H44ZM44 262H43V264H44ZM155 262H157V263H155ZM169 262V263H168ZM177 262V263H176ZM179 262V263H178ZM243 262V263H242ZM250 262V263H249ZM53 264L51 261H49V264ZM45 264H47V263H45ZM118 264H122V262H120V263H118ZM261 264V263H260ZM264 264V263H263Z\"/></svg>",
    "mask_w": 264,
    "mask_h": 264
},
{
    "label": "bare ground",
    "instance_id": "2",
    "mask_svg": "<svg viewBox=\"0 0 264 264\" xmlns=\"http://www.w3.org/2000/svg\"><path fill=\"white\" fill-rule=\"evenodd\" d=\"M1 1V0H0ZM17 1V0H16ZM19 1H21V0H19ZM18 1V2H19ZM27 1V0H26ZM25 1V2H26ZM37 1H39V0H37ZM41 1V0H40ZM48 1V0H47ZM49 1H51V0H49ZM55 1V0H54ZM59 1V0H58ZM61 1V0H60ZM73 1V0H72ZM81 1V0H80ZM88 1V0H87ZM92 1V2H91ZM90 2L91 3H95L94 1L95 0H91ZM100 1V0H99ZM102 1V0H101ZM129 1H132V0H129ZM128 1V2H129ZM136 1V0H135ZM137 1H139V0H137ZM149 1L150 0H148V3H149ZM158 1V0H157ZM171 1V0H170ZM193 1V0H192ZM194 1H197V0H194ZM199 1V0H198ZM244 1V0H243ZM17 2V3H18ZM24 2V1H23ZM22 2V3H23ZM29 2H30V0H29ZM34 2V1H33ZM46 2V1H45ZM51 2H53V0L51 1ZM61 2H63V1H61ZM67 2H68V0H67ZM79 2V1H78ZM86 1H84V3H85ZM88 3L89 5L91 4V3ZM97 2V1H96ZM113 2H115L114 0H113ZM117 2V1H116ZM123 2V1H122ZM145 2V1H144ZM155 2V1H154ZM162 2V1H161ZM161 2H160V4H161ZM188 2H191V0L190 1H188ZM188 2H186V4H191V3H188ZM201 2H203V1H201ZM208 2H210V1H208ZM215 1L213 0V3H214ZM221 2V1H220ZM2 4L4 3L5 4V2L3 1V2H1ZM13 2L11 1V4H12ZM47 3V2H46ZM66 3V2H65ZM102 3V2H101ZM118 3V2H117ZM134 3V2H133ZM147 3V2H146ZM147 3V4H148ZM206 3V2H205ZM216 3V2H215ZM228 3V2H227ZM244 3V2H243ZM262 3V2H261ZM3 4V5H4ZM10 4V5H11ZM26 3H24V5H25ZM53 4V3H52ZM52 4H50V5H52ZM55 4H56V2H55ZM54 4V5H55ZM64 4V3H63ZM74 4V3H73ZM80 4H81V2H80ZM87 4V3H86ZM85 4V5H86ZM100 4V3H99ZM98 4V5H99ZM105 4V3H104ZM108 4V3H107ZM106 4V6H108ZM121 4V3H120ZM132 4V3H131ZM143 4H145V3H142V5ZM172 4V3H171ZM178 4V3H177ZM180 4V3H179ZM182 4V3H181ZM180 4V5H181ZM183 4H184V2H183ZM182 4V5H183ZM185 4V5H186ZM223 4V3H222ZM259 4H260V2H259ZM1 5V4H0ZM8 5V4H7ZM6 5V6H7ZM23 5V4H22ZM24 5L22 6V7H24ZM28 5V4H27ZM31 5H33V4H31ZM45 5V4H44ZM58 5H59V3H58ZM61 5V4H60ZM69 5V4H68ZM72 5V4H71ZM70 5V6H71ZM89 5H87V6H89ZM96 5V4H95ZM101 5V4H100ZM137 5V4H136ZM139 6H141L140 4H138ZM146 5V4H145ZM144 5V6H145ZM149 5V4H148ZM152 5V4H151ZM156 5V4H155ZM162 5H163V3H162ZM166 5V4H165ZM202 5H203V3H202ZM219 5V4H218ZM30 6V5H29ZM35 6V5H34ZM48 7H49V5H47ZM65 7H66V4L64 5ZM87 6H85V8H89V7H87ZM91 6H93V8L95 7L94 5H91ZM110 6H111V4H110ZM109 6V7H110ZM122 6H126V5H122ZM131 6V5H130ZM134 6V5H133ZM138 6V7H139ZM193 6V5H192ZM194 6H196V5H194ZM193 6V7H194ZM227 6H229V5H227ZM19 7V6H18ZM27 7V6H26ZM38 7H41V5L40 6H38ZM45 7V6H44ZM51 7V6H50ZM55 7H56V5H55ZM81 7H83V6H81ZM119 7V6H118ZM146 7V6H145ZM150 7V6H149ZM159 7V6H158ZM161 7V6H160ZM198 7H199V5H198ZM202 7V6H201ZM205 6H203V8H204ZM208 7H210V6H208ZM2 8V7H1ZM14 8V7H13ZM17 8V7H16ZM46 8V7H45ZM61 8V7H60ZM104 8V7H103ZM102 8V9H103ZM111 8V7H110ZM110 8H109V10H110ZM121 8H123L124 9V7H121ZM127 8V7H126ZM130 7L128 6V9H129ZM143 8V7H142ZM165 8V7H164ZM163 8V9H164ZM180 8V7H179ZM186 8V7H185ZM185 8H184V10H185ZM240 8V7H239ZM8 9V8H7ZM37 9V8H36ZM38 9H40V8H38ZM42 9V8H41ZM40 9V10H41ZM54 9V8H53ZM89 9H91V8H89ZM120 9V8H119ZM128 9H125V10H128ZM146 9V8H145ZM149 9V8H148ZM167 9H169V8H167ZM196 9H197V6H196ZM256 9V8H255ZM2 10V9H1ZM19 10V8H17V10L16 11H18ZM25 10V9H24ZM39 10V11H40ZM47 10V9H46ZM52 10V7H51V9L49 10V11H51ZM62 10V9H61ZM85 10V9H84ZM84 10H83V8L82 9H78V7H77V5L75 4V5H72L69 9H66L64 12H63V15H61V13H59V12H57V15H56V13L55 14H53L54 16H53V19L52 20H49V21H52V23H50L49 24V29H48V31H47V33L46 32H44V33H46L44 36H42V28H40L39 29V31H38V33H37V35H36V37H34V39H33V44H34V46H32L33 47V51H34V49L36 50V49H39V51H40V53H42V55H43V53L45 54V56L47 57V58H49V60L50 59H52L53 60V62L55 63L56 61L57 62H59L60 64H58V65H63V67L65 66L66 67V69H71L72 71H74V72H77L78 73V76H79V82H78V80H77V82L78 83H74V86H72V87H75L74 89H77L78 91H79V93L81 94V95H83V96H85V97H91V98H94L95 96V90H96V88H97V86H98V83H99V80H101L102 81V79H106L107 80V83L106 84H111V87H112V85L114 86V91H113V93H114V95H110L111 96V98H114V101L113 102H115L116 104H117V106H118V108L119 109H121L122 111H124L123 113H124V115L121 113V111H120V113L123 115V117H121L120 119H118V120H116V121H112V120H114V118H112V120L110 119V121H112V122H110V121H107V119L106 120H103V119H99V120H95V117H92V119H91V121H90V117H89V115H88V117H89V119H86L87 120V122L88 123H86L87 125L85 126V129H86V131H85V133H84V135L83 134H80V135H78V133H79V131H80V126L79 125H70V122L72 123V124H77V122L78 123H80L79 122V120H77L75 123H73L72 121H65V119H64V121L62 120V121H60L59 120V122H61L62 124L61 125H63L64 124V122H65V124H68V127H64L65 126V124L63 125V126H60L59 125V127L58 126H55L54 125V128H53V131H51L52 132V135H53V137L56 135V139H50L51 141H49L50 143L49 144H47L46 145V148H44V155L42 154V152L40 153V154H42L43 155V157H38V152H37V150H36V152L38 153L37 154V156H31V155H27V150L28 149H30V147H34L35 148V146H37V144H34L33 143V139H28V140H31V141H28V144H29V142H31L29 145L27 144V143H25L26 141V139L24 140V141H22V140H20V139H18V137H17V141H21V142H23L22 144H21V146H22V149L21 150H18V143L16 144V142L14 143V144H11V143H9V141L10 140H14V137H16V135L18 134V132H20L21 134H20V137H22V135L23 136H25L26 135V138L27 137H29L28 135H27V133H26V125H25V123H24V121L22 120V122H21V124H19L20 122H18L19 121V119L20 118H12V116H13V110H11L10 109V107H7L6 109H5V105L4 106H0V116H1V121H0V126H1V128H2V131L0 132V133H2V132H5L6 133V135L4 136V133H3V136L1 137L2 138V141H0V199H2L1 201H0V203H1V211H3L4 213H5V216H6V218H7V221H8V223H7V221L6 220H4V218H3V221H6V223H7V225H6V227H8L7 229H6V231L8 230V232L10 231V233L11 234H13L14 236L15 235H22V233L21 232H24V233H26V237L24 238V239H26V240H28V242H29V248H25L24 246H26L25 245V243L27 242L26 240H23V241H25V242H23L22 243V245H18V246H16V247H18V248H22V247H24V251H26V250H30V251H32L33 252V259L35 258L36 260L35 261H37L38 263L40 262L39 260H41L42 261V263L41 264H43V262H44V264L45 263H47V264H49V261H51L53 264H118V263H120V262H122V264H141V261H140V257H139V253H138V249H137V247L139 246H135L134 244H138L137 242H139V241H142L141 239L143 238V237H145V236H143L144 235V229H145V227H144V225H143V223H144V219H142L141 221H137L138 222V224L135 226V227H133L134 229H133V231H134V234H133V236L131 237V238H128L127 240H126V242H124V243H120V242H118L120 239H119V237L118 236H116V234H117V230L119 229H121V228H119L120 226L118 225V223L117 222H119V221H116V222H113V223H110V222H112V221H114L115 220V218H117V216L121 213L122 214V211H128V209H129V207H130V205H129V203L130 202H132V203H134L135 201H136V198L138 197V196H140L141 197V199L139 200V202L142 200V199H144V198H146L148 201H147V203H152V202H154V201H156L157 199H161V197H164L165 195L167 196V198H168V200L170 199V200H172L171 198H170V196H172L173 195V192H171L172 191V189L170 190V188H169V192H168V188H167V192H165V191H163L164 193V195L163 196H161L160 197V192L159 193H157V191L155 192V187H158V189H159V184L158 185H156V183L158 182V181H160V176L161 177H165V179H173V180H175V181H177V182H179L178 180H181V176H182V173L184 172V171H186L187 173H189V175H190V172L191 171H193L194 173H195V175L198 177L197 179H198V181L196 180V178L194 179V181L193 182H195V180L197 181V183L196 184H201L200 183V176H203V178H205V186H216V185H220V183L218 182V178L220 177V178H222V176L223 175H221V174H219L220 176H217V175H215L216 177H213V175H210V174H208L206 171H204V169L205 168H203V167H200L199 165L197 166L196 164H193V165H190L191 163L190 162H188V161H186L185 159H188L187 157L184 159L185 161H182L183 160V158L181 159V161L180 160H178V158L180 159V157L179 156H176V155H178V154H176L175 155V157H173V158H168L169 156H168V154H166V152L165 151H170V154L171 153H175V151L177 150V149H180V147L178 146V147H173V145H172V143H171V128H169V127H166V128H164V129H162L161 128V133L159 132V131H157L156 130V128H157V126H159V125H157L156 126V121H155V119L153 120V117H154V114H156V111L158 110V108L160 107V106H162L161 108H159V109H161L162 110V115H163V117L166 115V114H170V108H171V106H172V104H173V102H174V100L171 102V98H170V96H167V95H169V94H167V95H165V92L164 93H158V92H153L152 94H150V92L149 91H147L148 93H142L143 95H139L138 96V94H137V88H136V86H137V84H136V79L138 78H141L142 79V81H143V83H144V85L145 84H147L148 82H147V80L144 78V76H146V74H149V73H145V75L143 76V75H141L140 74V72L138 73V70H137V65L138 64H136L135 66V68H136V70H137V72H134V73H131L130 75H129V77H127L126 76V70H127V67L128 66H124V61L121 63V64H119L120 66H119V68H116L115 66L117 65L118 66V61H121V59H122V57H124L125 56V58L123 59V60H127V58H126V55L127 54H129L128 52H127V50L130 48V46H132V44L129 46V48L128 47H126V48H128L126 51H125V48L124 47H122V48H124L123 50H120V46H122V45H118L119 47H118V49H119V51H115L116 49H117V47L115 48V52L113 51H111L110 49H105L106 47V45L104 46V43L103 44H99V45H97L96 47H98V50H96L95 49V46H94V48L93 49H91V48H89V49H85V51L84 52H78V53H76L75 51H77L78 49H76V48H74V47H71L70 46V44H69V47H71V49L72 48H74V49H72V50H75V51H71V52H74L73 53V55L70 53V51H69V49H67L68 51H66L65 52V50H63L62 48L64 47L65 48V46L63 45V47L61 48L63 51H64V53H62L63 51L61 50V51H59V52H61V53H59L58 51H56L59 47H57V49L55 50V48L54 47H56V45H58L59 46V44H61L63 41H59V42H61V43H55L56 42V40H54V34H55V32H58V34H62L63 33V35L65 34H67V33H75V35H78V33L80 32V31H83L84 33H87L88 32V30H90V29H87L86 30V28H82L81 29V24H85L86 25V20L88 21V19L89 18H87L86 20H85V15H84ZM95 9H93V11H94ZM98 10V9H97ZM111 10H113V13L112 14H114V11H116L117 9H115V7H114V9H112L111 8ZM132 10H134L133 9V7H132ZM140 10V9H139ZM139 10H137V11H139ZM150 10H151V8H150ZM165 10L166 9H164V12H165ZM174 10V9H173ZM181 10H182V8H181ZM191 10V9H190ZM193 10V9H192ZM198 10H200V9H198ZM261 11L260 12H263L262 11V9H260ZM7 11V10H6ZM14 11H15V9H14ZM26 11V10H25ZM56 11V10H55ZM57 11H59L58 10V8H57ZM129 11V10H128ZM141 11H142V9H141ZM143 11H144V8H143ZM142 11V12H143ZM146 11L147 10H145V13H146ZM161 11V10H160ZM159 11V12H160ZM167 11H169V10H167ZM208 11H211V9L209 10L208 9ZM255 11V10H254ZM258 11V10H257ZM1 12V11H0ZM3 12H4V10H3ZM24 12V11H23ZM22 12V13H23ZM29 12V11H28ZM31 12H33V11H31ZM30 12V13H31ZM35 12H36V10H35ZM48 12V11H47ZM52 12H53V10H52ZM97 12H99V11H97ZM107 12V11H106ZM106 12H104V13H106ZM131 12V11H130ZM136 12V11H135ZM154 12V11H153ZM162 12V11H161ZM175 12H176V9H175ZM184 12V11H183ZM191 12V11H190ZM189 11H188V14H187V12H186V14L185 15H189V13H190ZM199 12V11H198ZM204 12V11H203ZM203 12H201L202 14H203ZM206 12V11H205ZM212 12V11H211ZM13 13H15V12H13ZM21 13V14H22ZM30 13H28V14H30ZM44 13V12H43ZM94 14H95V12H93ZM109 13V12H108ZM111 13V12H110ZM118 13V12H117ZM122 13V12H121ZM127 13V12H126ZM129 13V12H128ZM152 13V12H151ZM193 13V12H192ZM195 13H196V11H195ZM256 13V12H255ZM2 14V13H1ZM4 14V13H3ZM2 14V15H3ZM8 14V13H7ZM6 14V15H7ZM9 14H10V12H9ZM19 14V13H18ZM48 14V13H47ZM50 14V13H49ZM86 14V13H85ZM100 14H101V12H100ZM116 14V13H115ZM139 14H140V12H139ZM142 14V13H141ZM144 14V13H143ZM154 14V13H153ZM158 14V13H157ZM156 14V15H157ZM162 14V13H161ZM160 14V15H161ZM166 14V13H165ZM171 14V13H170ZM201 14V15H202ZM211 14H213V13H211ZM1 15V16H2ZM17 15V14H16ZM26 15V14H25ZM34 15V14H33ZM37 15H39V14H37ZM51 15V14H50ZM98 15H99V13H98ZM130 15V14H129ZM134 15V14H133ZM146 15L147 14H145V20H146ZM159 15V14H158ZM159 15V16H160ZM175 15V14H174ZM181 15V14H180ZM192 15V14H191ZM196 15V14H195ZM199 15V14H198ZM4 16V15H3ZM21 16H24L23 14L21 15ZM28 16H30V15H28ZM109 16H111V14L109 15ZM113 16V15H112ZM116 16V15H115ZM118 16H120V14L118 15ZM124 15H122V17H123ZM127 16V15H126ZM149 16H150V13H149ZM148 16V17H149ZM159 16H158V18H159ZM163 16V15H162ZM169 16V15H168ZM172 16V15H171ZM182 16V15H181ZM193 16V15H192ZM208 16V15H207ZM210 16V15H209ZM4 17H6V16H4ZM27 16H25L24 18H22V20L23 19H25ZM37 17V16H36ZM40 17V16H39ZM55 17V18H54ZM88 17V16H87ZM96 17V16H95ZM102 17V16H101ZM105 17H106V15H105ZM129 17V16H128ZM147 17V18H148ZM157 17V16H156ZM186 17V16H185ZM193 17H195V16H193ZM202 17V16H201ZM6 18H8V17H6ZM21 18V17H20ZM31 20H32V14H31ZM46 18H48L47 17V15H46ZM117 18V17H116ZM119 18V17H118ZM138 18V17H137ZM168 18H170V17H168ZM180 18V17H179ZM188 18H190V17H188ZM209 18V17H208ZM3 19V18H2ZM12 19H15L14 17L12 18ZM19 19V18H18ZM17 19V22H20L19 20ZM27 19H28V17H27ZM27 19L26 20H24V21H26L27 22ZM41 19H43V18H41ZM49 19H51V17L49 18ZM92 19H94V17L92 18ZM92 19H91V22H93L92 21ZM101 19V18H100ZM107 19L108 18H106L105 20L107 21ZM111 19V18H110ZM156 19V18H155ZM172 19V18H171ZM176 19V18H175ZM192 19V18H191ZM211 19V18H210ZM30 20V19H29ZM98 20V19H97ZM113 20H114V18H113ZM119 20V19H118ZM131 20V19H130ZM136 20V19H135ZM151 20H154V19H151ZM150 19L149 20H147V21H145V22H148V21H151ZM188 20V19H187ZM209 20V19H208ZM13 21V20H12ZM11 21V22H12ZM43 21V20H42ZM45 21H47V20H45ZM95 21V20H94ZM108 21H109V19H108ZM112 21V20H111ZM115 21V20H114ZM125 21V23H126V19L124 20ZM140 21H143V20H140ZM156 21H157V19H156ZM169 21H171V20H169ZM181 21V20H180ZM14 22V21H13ZM34 22H36V21H34ZM39 22V21H38ZM99 22H100V20H99ZM110 22V21H109ZM130 22V21H129ZM131 22H134V21H131ZM135 22H137V20L135 21ZM154 21H152V23H153ZM177 22H179V21H177ZM184 22H185V19H184ZM183 22V23H184ZM1 23V22H0ZM43 23V22H42ZM46 23V22H45ZM89 21H88V23H87V25H89ZM98 23V22H97ZM97 23H95V24H97ZM112 23H114L113 21H112ZM138 23V22H137ZM136 23V24H137ZM142 23V22H141ZM143 23H144V21H143ZM142 23V24H143ZM169 23V22H168ZM201 23V22H200ZM212 23H214V21L213 22H211V24H209V27H210V25L212 26ZM232 23V22H231ZM11 24V23H10ZM22 24V23H21ZM29 24V23H28ZM39 24H40V22H39ZM91 24V23H90ZM93 24V23H92ZM107 24H108V22H107ZM111 24V23H110ZM122 24V23H121ZM124 24V23H123ZM132 24V23H131ZM148 24V23H147ZM147 24H146V27H147ZM158 24V23H157ZM180 24V23H179ZM221 24V23H220ZM239 24V23H238ZM2 25H3V23H2ZM25 25V27H26V23L24 24ZM35 25V24H34ZM52 25V26H51ZM86 25V26H87ZM104 25H105V22H104ZM103 25V26H104ZM112 25V24H111ZM110 25V26H111ZM116 25H119V24H116ZM126 25H128V24H126ZM135 25V24H134ZM138 26L139 25H141V24H137ZM158 25H160V24H158ZM157 25V26H158ZM164 25V23L161 25V26H163ZM181 25H183V24H181ZM181 25H179V26H181ZM219 25V23L218 24H216V27ZM223 25V24H222ZM221 25V26H222ZM240 25V24H239ZM238 25V26H239ZM242 25V24H241ZM5 26V25H4ZM22 27H23V25H21ZM40 26H41V24H40ZM96 26V25H95ZM98 26V25H97ZM106 26V25H105ZM121 26V25H120ZM130 26V25H129ZM138 26H137V30L136 31H138ZM153 26H155L154 24H153ZM166 26L167 27H169L168 25H167V23H166ZM176 27L174 24H172L171 26H170V28H169V32H170V35H171V38H172V40L170 41L172 44L171 45H173L172 47L170 46V44L168 43V42H166V43H168L169 44V46L171 47V48H173V47H175V46H177L179 49H178V51L179 50H184V49H186L187 47H186V43L183 41L184 40V38H183V35H182V31H181V27ZM184 26V25H183ZM190 26V25H189ZM195 26V25H194ZM196 26H198V25H196ZM215 26V25H214ZM233 26H234V24H233ZM6 27H8V26H6ZM30 27V26H29ZM37 27H39V25H37ZM82 27H84L83 25H82ZM115 27V26H114ZM113 27V28H114ZM117 27H119V26H117ZM124 27V26H123ZM128 27V26H127ZM132 27V26H131ZM135 27V26H134ZM140 27V26H139ZM152 27V26H151ZM209 27H208V29H209ZM228 27V26H227ZM226 27V28H227ZM240 27V26H239ZM246 27V26H245ZM260 27V26H259ZM264 27V26H263ZM3 28V27H2ZM8 28H10V26L8 27ZM15 28L16 27H14V31H15ZM32 28V27H31ZM33 28H35V27H33ZM32 28V29H33ZM126 28V27H125ZM141 28V27H140ZM148 28V27H147ZM147 28H145V29H147ZM153 28V27H152ZM159 28V27H158ZM223 28V27H222ZM247 28V27H246ZM1 29V28H0ZM6 29V28H5ZM26 29V28H25ZM30 29V28H29ZM97 29V28H96ZM127 29V28H126ZM130 29V28H129ZM128 29V31L130 32V30ZM134 29V28H133ZM142 29H144V26L142 27ZM161 29V28H160ZM166 29V28H165ZM184 29H185V27H184ZM188 29V28H187ZM186 29V30H187ZM192 29V28H191ZM200 29V28H199ZM207 29V28H206ZM207 29V30H208ZM229 29V31H230V27L228 28ZM243 29V28H242ZM254 29H256V28H254ZM263 29V28H262ZM1 30H3V29H1ZM0 30V31H1ZM8 30V29H7ZM24 30V29H23ZM36 30V29H35ZM34 29H33V32L35 31ZM44 30H46V29H44ZM98 30V29H97ZM102 29H100L99 30V32L101 31ZM107 30V29H106ZM117 30V29H116ZM120 30H122V29H120ZM119 30V31H120ZM125 30V29H124ZM148 30V29H147ZM152 30V29H151ZM150 30V26H149V31H151ZM189 30V29H188ZM217 31H218V28L216 29ZM215 30V32H217ZM236 30V29H235ZM239 30V29H238ZM244 30V29H243ZM261 30V29H260ZM4 31V30H3ZM14 31L12 32V34L14 33ZM29 31V30H28ZM37 31V30H36ZM104 31V30H103ZM103 31H102V33H103ZM114 31V30H113ZM118 31V32H119ZM127 31V32H128ZM132 31H134V30H132ZM131 31V32H132ZM159 31V30H158ZM161 31V30H160ZM185 31V30H184ZM183 31V32H184ZM192 31V30H191ZM199 31V30H198ZM202 31V30H201ZM201 31H200V33H201ZM211 31V30H210ZM220 31H221V28H220ZM219 31V32H220ZM228 31V32H229ZM246 31V30H245ZM9 33H7L6 32V34H4L3 36H4V39H3V41H5L7 44H11L12 45V43H14L13 41H15L16 39H15V37H14V34L12 35L11 34V32L10 31H8ZM25 32V31H24ZM27 32V31H26ZM26 32H25V34H26ZM32 32V31H31ZM83 32H82V34H83ZM107 32H109V31H107ZM121 32V31H120ZM124 32V31H123ZM126 32V33H127ZM130 32V33H131ZM142 32V31H141ZM147 32V31H146ZM202 32H204V30L202 31ZM212 32H214V31H212ZM211 32V33H212ZM226 32V31H225ZM224 32V33H225ZM228 32H226V33H228ZM236 32H238V31H236ZM257 32L258 33H261V31L259 32L258 30H257ZM256 32V33H257ZM3 33V32H2ZM23 33V32H22ZM77 33V34H76ZM94 33H95V29H94ZM110 33V32H109ZM113 33V32H112ZM126 33H125V35H126ZM140 33V32H139ZM139 33H137V34H139ZM145 33V32H144ZM151 33H152V31H151ZM167 33V32H166ZM194 33V32H193ZM209 33V32H208ZM211 33H210V36H211ZM239 33V32H238ZM237 33V34H238ZM242 33V32H241ZM257 33V34H258ZM0 34H1V32H0ZM17 34V33H16ZM30 34H32V33H30ZM30 34H28V36L30 35ZM97 34V33H96ZM99 34V33H98ZM105 34V33H104ZM123 34V33H122ZM128 34V33H127ZM136 34V35H137ZM141 34V33H140ZM139 34V35H140ZM183 34H185V33H183ZM196 34V33H195ZM198 34H199V32H198ZM205 34V33H204ZM203 34V35H204ZM244 34V33H243ZM242 34V35H243ZM18 35V34H17ZM23 35V37H24V34H22ZM21 35V36H22ZM33 35V34H32ZM32 35H30V37L32 36ZM35 35V34H34ZM33 35V36H34ZM65 35L64 36H61V37H65ZM69 35V34H68ZM74 35V34H73ZM88 35V34H87ZM118 35V34H117ZM116 35V36H117ZM134 35V34H133ZM143 35V34H142ZM141 35V36H142ZM145 35H148V34H144V36ZM167 35V34H166ZM169 35V36H170ZM190 35V34H189ZM202 35V36H203ZM207 35V34H206ZM85 36V35H84ZM96 36V35H95ZM94 36V37H95ZM104 36V35H103ZM119 37H120V34L118 35ZM141 36H139V37H137V38H140ZM144 36H142L143 38H144ZM153 36H154V34H153ZM155 36H156V34H155ZM161 36V35H160ZM168 36V35H167ZM199 36H201V34L199 35ZM258 36H259V34H258ZM19 37V36H18ZM25 37H26V35H25ZM29 37V38H30ZM56 37H58V35H55V39H56ZM70 37H72V36H70ZM74 37H78V36H74ZM97 37V36H96ZM122 37V36H121ZM123 37H124V35H123ZM135 37V36H134ZM150 37V36H149ZM163 37V36H162ZM190 37H192L191 35H190ZM189 37V38H190ZM193 37H195V36H193ZM207 37V36H206ZM213 37V36H212ZM212 37H211V40H213L212 39ZM216 37H218V36H216ZM220 37H222V36H220ZM241 37V36H240ZM254 37H255V35H254ZM1 38V37H0ZM19 38H21V37H19ZM18 38V39H19ZM59 38H60V36H59ZM59 38H57L58 40H61V38L59 39ZM68 38V37H67ZM76 38H74L75 40L73 41V42H79V46H80V44H81V42H82V37H78L77 38V40H76ZM101 38H102V36H101ZM126 38H127V36H126ZM129 38H133V37H129ZM151 38V37H150ZM150 38H148V39H150ZM154 38V37H153ZM188 38V37H187ZM186 38V39H187ZM200 38V37H199ZM201 38H203V37H201ZM63 39V38H62ZM65 40H66V38H64ZM70 39V38H69ZM97 39V38H96ZM109 39H110V37H109ZM121 39V38H120ZM123 40H124V38H122ZM155 39H157V38H155ZM185 39V40H186ZM190 39H192V42H193V40H194V38H190ZM189 39V40H190ZM208 39V38H207ZM219 39V38H218ZM256 39H257V37H256ZM255 39V40H256ZM2 40V39H1ZM30 40H32V39H30ZM73 40V39H72ZM114 40V39H113ZM113 40H112V42H113ZM127 40V39H126ZM153 40V39H152ZM205 40V39H204ZM210 40V38H209V41H211ZM215 41H216V38L214 39ZM17 41V40H16ZM71 41V40H70ZM102 41V40H101ZM101 41H99V43L101 42ZM128 41H130V40H128ZM132 41V40H131ZM130 41V42H131ZM135 41H137V40H135ZM134 41V42H135ZM146 41H147V39H146ZM145 41V42H146ZM149 41H151V40H148V42H146L147 44L149 43ZM158 41V40H157ZM165 41V40H164ZM163 40L161 41L162 43L164 42ZM169 41V40H168ZM173 41H176L177 43H176V45H174L175 44V42H174V44H173ZM187 41V40H186ZM202 41V40H201ZM219 41H222L221 40V38H220V40ZM259 41V40H258ZM261 41V40H260ZM3 43L2 41H1V44L3 43V45H5L6 43ZM58 42V41H57ZM69 42V40H66V42L65 43H68ZM102 42H104V41H102ZM109 42V41H108ZM111 42V43H112ZM127 42V41H126ZM125 42V43H126ZM190 42V41H189ZM204 42V41H203ZM254 42V41H253ZM256 42V41H255ZM16 44H17V42H15ZM64 43V42H63ZM62 43V44H63ZM64 43V44H65ZM70 43V42H69ZM72 43V42H71ZM83 43H84V41H83ZM110 43V42H109ZM114 43V42H113ZM138 43V42H137ZM137 43H136V46H137ZM141 43H142V41H141ZM206 43V42H205ZM212 43V42H211ZM210 43V44H211ZM219 43V42H218ZM18 44H19V47H20V45H25V46H30L29 45V43H28V41L27 40H23V39H19L18 40ZM32 44V45H33ZM56 44V45H55ZM87 44V43H86ZM117 44V42L116 43H114V45H116ZM128 44V43H127ZM135 44V43H134ZM146 44V45H147ZM150 44V43H149ZM152 44H154V43H151V45ZM158 44H159V41H158ZM165 44V43H164ZM193 44V43H192ZM197 44V43H196ZM209 44V45H210ZM220 44H221V42H220ZM256 44V43H255ZM254 44V45H255ZM259 44V43H258ZM76 45V44H75ZM74 45V46H75ZM82 45V47H83V45H85V43L84 44H81ZM89 45L91 46V44L89 43ZM112 45V46H111ZM111 45H109L110 47H113V44H111ZM143 45H144V41H143ZM161 45V44H160ZM167 45V44H166ZM193 45H195V42H194V44ZM247 45V44H246ZM245 45V46H246ZM249 45H251V44H249ZM248 45V46H249ZM13 46H15V44L13 45ZM62 46V45H61ZM86 47H87V45H85ZM145 46V45H144ZM154 45H152V47H153ZM157 46H159V45H157ZM164 46V45H163ZM168 46V45H167ZM195 46H197V45H195ZM194 46V47H195ZM200 46H202V45H200ZM207 46V45H206ZM247 46V47H248ZM253 46V45H252ZM256 46V45H255ZM254 46V47H255ZM263 46V45H262ZM1 47V46H0ZM16 47V46H15ZM14 47V48H15ZM68 47V46H67ZM66 47V48H67ZM76 47V46H75ZM93 47V46H92ZM109 47V48H110ZM143 47V46H142ZM176 47V48H177ZM186 47V48H185ZM189 47H190V44H189ZM198 47V46H197ZM205 47V46H204ZM217 47V46H216ZM218 47H221V45L220 46H218ZM217 47V48H218ZM250 47V46H249ZM8 48V47H7ZM17 48V47H16ZM23 48V47H22ZM30 48V47H29ZM28 48V49H29ZM84 48V47H83ZM107 48H108V46H107ZM121 48V49H122ZM161 48V47H160ZM160 48H158L157 47V49L159 50ZM181 48V49H180ZM213 48V50H210V51H215L214 50V47H212ZM263 48V47H262ZM2 49H4V47L2 48ZM2 49H0L1 51H2ZM18 49V48H17ZM26 49H27V47H26ZM112 49V48H111ZM189 50H190V48H188ZM207 49H210V48H207ZM251 49H253V48H251ZM258 48H256V50H257ZM8 50V49H7ZM6 50V51H7ZM20 50H21V47H20ZM23 50V49H22ZM31 50V49H30ZM59 50V49H58ZM131 50V49H130ZM130 50H129V52H130ZM134 50V49H133ZM135 50H137V51H142V53H143V48H141V46H139L138 45V47L135 49ZM147 50V49H146ZM153 50V49H152ZM155 50V49H154ZM153 50V51H154ZM157 50V51H158ZM169 50V47H168V49H166V51H168ZM173 50H176V49H173ZM195 50V49H194ZM199 50H201V49H199ZM202 50H203V48H202ZM218 51H219V49H217ZM248 50V49H247ZM254 50V49H253ZM255 50V51H256ZM15 51H16V49H15ZM24 51L26 52V50H25V47H24ZM23 51V52H24ZM32 51V52H33ZM79 51H81V47H80V50ZM132 51V50H131ZM148 51V50H147ZM156 51V52H157ZM161 52H162V50H160ZM171 51V50H170ZM188 51V50H187ZM249 51V50H248ZM254 51V52H255ZM3 52V51H2ZM5 52V51H4ZM8 52V51H7ZM21 52V51H20ZM38 52V51H37ZM133 52H135V51H133ZM156 52H153L154 54L156 53ZM176 52V51H175ZM185 52H186V50H185ZM184 52V54H185V59H182L181 58V60H180V63H182L183 64V66L185 67V71L187 72V74L189 75H191L192 77H197V79L195 80L196 82V86L198 87V88H201V84H199V81H201L200 80V77L202 78V75L201 74H199L196 70H195V64L196 65H198L200 62H199V59L197 58V57H195L194 55H195V53H194V55H192V53L190 54H188V53H185ZM189 52V51H188ZM191 52H193V51H191ZM195 52H198V51H195ZM207 52H208V50H207ZM216 52V51H215ZM246 52V51H245ZM111 53H113V56L114 57H111V60H110V62L109 61H107V64H104V58H108L110 55L109 54H111ZM136 53V52H135ZM135 53H134V58H136V56H137V53H136V56H135ZM138 53H140V52H138ZM144 53H146V51L144 52ZM151 53V52H150ZM158 53V52H157ZM156 53V54H157ZM164 53V52H163ZM180 53V52H179ZM199 53H201V51L200 52H198V54ZM218 53V52H217ZM248 53V52H247ZM250 53H252V52H250ZM6 54V53H5ZM4 54V55H5ZM16 54V53H15ZM26 54V53H25ZM130 54H132V53H130ZM128 55V57L130 56V58L132 59V57H131V55ZM147 54H148V52H147ZM152 54V53H151ZM162 54V53H161ZM175 54H177V53H174V51L173 52H171L169 55H175ZM183 54V53H182ZM258 54V53H257ZM10 55V54H9ZM19 54L17 53V57L18 58H21V57H19L18 56ZM28 55V54H27ZM31 55V54H30ZM29 55V56H30ZM34 55H36V54H34ZM38 55H39V53H38ZM109 55V56H108ZM112 55V54H111ZM153 55V54H152ZM211 55V54H210ZM260 55V54H259ZM26 56V55H25ZM32 56V55H31ZM30 56V57H31ZM80 57V56H82V59L81 60H83L84 59V63H82V64H80L79 66L78 65H76L74 62H73V59L75 60V58L76 57ZM201 56L202 57H204V55H202L201 54ZM246 56V55H245ZM255 56V55H254ZM262 56V55H261ZM4 57V56H3ZM9 57H12V55L11 56H9ZM8 57V58H9ZM24 57V56H23ZM22 57V58H23ZM102 57H104V58H102ZM138 57V56H137ZM148 57V56H147ZM154 57H155V55H154ZM158 57V56H157ZM163 57V56H162ZM173 57H175V56H173ZM205 57H207V56H205ZM211 57V56H210ZM212 57H213V54H212ZM216 57H217V55H216ZM215 57V58H216ZM243 57V56H242ZM247 57V56H246ZM249 57V56H248ZM1 58V57H0ZM27 58H28V56H27ZM40 58H43V56L42 57H40ZM99 58V59H98ZM110 58V57H109ZM133 58V59H134ZM140 58H141V56H140ZM150 58V57H149ZM148 58V59H149ZM152 58V57H151ZM164 58H165V56H164ZM208 58V57H207ZM252 58H253V56H252ZM14 59V58H13ZM12 59V60H13ZM16 59V58H15ZM78 59V58H77ZM76 59V60H77ZM94 59L96 60H99V61H96L97 62V64H94L92 61H94ZM101 59V60H100ZM102 59H104L103 61H102ZM132 59V60H133ZM137 59V58H136ZM138 59H139V57H138ZM146 59V58H145ZM153 59V58H152ZM178 59V58H177ZM209 59V58H208ZM242 59H244V57L242 58ZM248 59H250V58H248ZM261 59H262V57H261ZM2 60H4V59H2ZM1 60V61H2ZM6 60V59H5ZM9 60V59H8ZM11 60V59H10ZM18 61H20L19 59H17ZM22 60V59H21ZM27 60V59H26ZM29 60H30V58H29ZM28 60V61H29ZM35 60V59H34ZM33 60V61H34ZM48 60V59H47ZM75 60V61H76ZM80 60V59H79ZM80 60V61H81ZM109 60V59H108ZM125 60V61H126ZM135 60V59H134ZM140 60V59H139ZM157 60V59H156ZM166 59H164V61H165ZM169 61H170V59H168ZM172 60V59H171ZM203 60H205V59H203ZM207 60V59H206ZM17 61V62H18ZM24 61V60H23ZM22 61V62H23ZM28 61H26V62H28ZM31 61V60H30ZM38 61V60H37ZM51 61V60H50ZM135 61H137V60H135ZM135 61H134V63H135ZM144 61H147V59L146 60H144ZM151 62H153L152 60H150ZM213 61H215L214 59H213ZM217 61V60H216ZM215 61V62H216ZM243 61V60H242ZM252 61V60H251ZM16 62V61H15ZM26 62H25V64H26ZM35 62V61H34ZM129 62V61H128ZM130 62H132V61H130ZM140 62V61H139ZM142 62V61H141ZM171 62V61H170ZM173 62V61H172ZM176 62V61H175ZM178 62V61H177ZM207 62H208V60H207ZM260 62V61H259ZM7 63V62H6ZM10 63H13V62H10ZM9 63V64H10ZM31 63V62H30ZM37 63V62H36ZM45 63V62H44ZM50 63H52V62H50ZM81 63V62H80ZM138 63V62H137ZM145 64H146V62H144ZM150 63V62H149ZM156 63H157V61H156ZM213 63V62H212ZM249 63V61L247 62V64ZM2 64V63H1ZM28 64V63H27ZM26 64V65H27ZM33 64V63H32ZM31 64V65H32ZM53 64V63H52ZM77 64H78V62H77ZM133 64V63H132ZM142 64H143V62H142ZM172 64V63H171ZM173 64H174V62H173ZM176 64H178V63H176ZM210 64V63H209ZM220 64V63H219ZM29 65V64H28ZM37 65V64H36ZM45 65V64H44ZM57 65V66H58ZM131 65V64H130ZM150 64H148V66H149ZM155 65H157V64H155ZM201 65H202V63H201ZM200 65V66H201ZM210 65H213V64H210ZM217 65V64H216ZM252 65V64H251ZM257 65V64H256ZM13 66V65H12ZM17 66V65H16ZM23 66V65H22ZM21 66V67H22ZM33 66V65H32ZM35 66V65H34ZM41 66H43V65H41ZM51 66V65H50ZM54 66V65H53ZM53 66L51 67L52 69H53ZM145 66V65H144ZM151 66H152V64H151ZM150 66V67H151ZM154 66V65H153ZM153 66H152V69H153ZM158 66V65H157ZM161 66H163V68H164V65H161ZM180 66V65H179ZM200 66H198L199 68H200ZM219 66V65H218ZM249 66V65H248ZM9 67V66H8ZM11 67V66H10ZM21 67H20V69H21ZM43 67H45V66H43ZM46 67H47V65H46ZM59 67V66H58ZM62 67V68H63ZM133 68H134V66H132ZM141 67H142V65L140 66V69H141ZM160 67V66H159ZM158 67V68H159ZM178 67V66H177ZM176 67V68H177ZM214 67V66H213ZM217 67V66H216ZM240 67V66H239ZM251 67V66H250ZM254 67V66H253ZM257 67V66H256ZM260 67V66H259ZM3 68H4V66H3ZM3 68H1V69H3ZM16 68V67H15ZM18 68V67H17ZM23 69L25 68V67H22ZM27 68V67H26ZM38 68V67H37ZM50 68V67H49ZM60 68V67H59ZM155 68V67H154ZM157 68V67H156ZM182 68V67H181ZM207 68V67H206ZM209 68V67H208ZM219 68V67H218ZM4 69H6V68H4ZM28 69V68H27ZM35 69V68H34ZM40 69V68H39ZM43 69V68H42ZM44 69H47V68H44ZM44 69L43 70H39V71H44ZM55 69V68H54ZM64 70H65V68H63ZM147 69H148V67H147ZM151 69V68H150ZM150 69H149V71H150ZM173 70H174V72L177 70V69H174V68H172ZM180 69V68H179ZM184 69V68H183ZM247 69V68H246ZM29 70V69H28ZM36 70V69H35ZM47 70H49V69H47ZM57 70V69H56ZM61 70V69H60ZM131 70H132V68H131ZM135 70V69H134ZM142 70V69H141ZM165 70V69H164ZM169 70H171L170 68H169ZM198 70V69H197ZM200 70H202V68H200ZM204 70V69H203ZM215 69H213L212 71H214ZM243 70V69H242ZM245 70V69H244ZM260 70V69H259ZM3 71V70H2ZM17 71H19V70H17ZM25 71H27V70H25ZM38 71V70H37ZM37 71H35V72H37ZM66 71V70H65ZM71 71V72H72ZM153 71V70H152ZM179 71V70H178ZM177 71V72H178ZM181 71V70H180ZM184 71V72H185ZM222 71V70H221ZM221 71H219V72H221ZM247 71V70H246ZM9 72H11V71H9ZM24 72V71H23ZM33 72V71H32ZM49 72V71H48ZM55 72V71H54ZM57 72V71H56ZM59 72H61V71H59ZM64 72V71H63ZM68 72V71H67ZM116 72H119V74H120V76H118L117 75V78L118 77H121V78H119V79H115V77H116ZM148 72V71H147ZM155 72V71H154ZM153 72V73H154ZM165 72H166V70H165ZM169 72V71H168ZM167 72V73H168ZM173 72V73H174ZM181 72H183V71H181ZM183 72V73H184ZM202 72H205V71H202ZM209 72V71H208ZM211 72V71H210ZM238 72H240V71H238ZM242 72V71H241ZM263 72V71H262ZM44 73V72H43ZM51 73H52V71H51ZM50 72H49V74H51ZM130 73V72H129ZM172 73V71H171V74H173ZM180 73V72H179ZM179 73H177V74H179ZM206 73H207V71H206ZM251 73V72H250ZM258 73V72H257ZM2 74H4V73H2ZM10 74V73H9ZM20 74V73H19ZM18 74V75H19ZM23 73H21V75H22ZM27 74H29V73H27ZM26 74V75H27ZM36 74H39V73H36ZM35 73H34V76L36 75ZM48 74V75H49ZM64 74H65V72H64ZM68 74H70V73H68ZM73 74V73H72ZM75 74V73H74ZM152 74V73H151ZM151 74L149 75V76H151ZM155 74V73H154ZM175 74V73H174ZM186 74V73H185ZM186 74V75H187ZM203 74V73H202ZM218 74V73H217ZM224 74V73H223ZM8 75V74H7ZM13 75H14V73H13ZM16 75V74H15ZM40 75V74H39ZM38 75V76H39ZM45 75H46V73H45ZM114 75H115V77H114ZM122 75V76H121ZM180 75H182V73H180ZM207 75V74H206ZM206 75H204L205 76V78H206ZM210 75V74H209ZM208 75V76H209ZM220 74H218V76H219ZM258 75V74H257ZM1 76H3V75H1ZM11 75H9V77H10ZM20 76V75H19ZM42 76H43V74H42ZM41 76V77H42ZM60 76V75H59ZM64 76V75H63ZM71 76V75H70ZM69 76V77H70ZM124 76H126V78H124ZM148 76V77H149ZM174 76H176L177 77V75H174ZM184 76V75H183ZM203 76V77H204ZM212 77H213V75H211ZM226 76V75H225ZM252 76V75H251ZM5 77H6V75H5ZM28 77V76H27ZM49 77V76H48ZM47 77V78H48ZM57 77V76H56ZM69 77H68V79H69ZM147 77V76H146ZM185 77V76H184ZM189 77V76H188ZM210 77V76H209ZM208 77V78H209ZM18 78V77H17ZM23 78V77H22ZM30 78V77H29ZM34 78H36V77H34ZM50 78V77H49ZM61 78V77H60ZM65 79H66V77H64ZM73 78V77H72ZM72 78H70V80L72 79ZM77 78V77H76ZM151 78H152V76H151ZM156 78V77H155ZM154 78V79H155ZM250 78V77H249ZM260 78V77H259ZM7 79V78H6ZM9 79V78H8ZM25 79H27V78H25ZM42 79H44V78H42ZM46 79V78H45ZM75 79V78H74ZM157 79V78H156ZM163 79H165V78H163ZM186 79V78H185ZM190 79H191V77H190ZM210 79H212V78H210ZM209 79V80H210ZM229 79H231V78H229ZM255 79V78H254ZM253 79V80H254ZM0 80H1V82H2V79L0 78ZM3 80H4V76H3ZM19 80V82L21 81L20 79H18ZM33 80V79H32ZM36 80V79H35ZM58 80V79H57ZM60 80V79H59ZM70 80H68V81H70ZM140 80V79H139ZM145 80V81H144ZM153 80V79H152ZM166 80V79H165ZM206 79H204V81H205ZM232 80V79H231ZM257 80V79H256ZM264 80V79H263ZM263 80H261V81H263ZM5 81V80H4ZM8 81V80H7ZM27 81H29V80H27ZM31 81V80H30ZM29 81V82H30ZM51 81H52V79H51ZM50 81V82H51ZM53 81H54V79H53ZM63 81V80H62ZM67 81V82H68ZM120 81V83H118ZM141 81V82H142ZM160 81H162V78H161V80ZM164 81V80H163ZM204 81H202V82H204ZM214 81H215V79H214ZM260 81V82H261ZM0 82V83H1ZM6 82V81H5ZM5 82H3V84L5 83ZM25 82H26V80H25ZM29 82L27 83L26 82V85L27 84H29ZM35 82V81H34ZM56 82H58V81H56ZM66 82V83H67ZM71 82V81H70ZM76 82V81H75ZM140 82V81H139ZM140 82V83H141ZM157 82H158V80H157ZM175 82V81H174ZM192 82V81H191ZM210 82V81H209ZM232 82V81H231ZM238 82V81H237ZM259 82V81H258ZM14 83V82H13ZM18 83V82H17ZM36 83H38V82H36ZM61 83V82H60ZM60 83H58V85L60 84ZM101 83V82H100ZM113 83V84H112ZM165 83V82H164ZM166 83H167V81H166ZM169 83V82H168ZM176 83V82H175ZM194 83V82H193ZM205 83H207L208 84V82H205ZM239 83H241V81H239ZM251 83V82H250ZM253 83H255V82H253ZM2 84V83H1ZM3 84H2V86L0 87V88H3V87H6V85L5 86H3ZM6 84V83H5ZM7 84H8V86H10L9 85V83L7 82ZM41 84V83H40ZM44 84V83H43ZM53 84V83H52ZM51 84V85H52ZM63 84H64V82H63ZM69 84V83H68ZM104 84V82L102 83V85ZM154 84V83H153ZM152 84V85H153ZM159 84V83H158ZM174 84V83H173ZM212 84H213V82H212ZM229 84H232V83H229ZM234 84V83H233ZM237 84V83H236ZM21 85V84H20ZM25 85V84H24ZM32 85V84H31ZM36 85V84H35ZM49 85V84H48ZM47 85V86H48ZM54 85V84H53ZM65 85V84H64ZM101 85V86H102ZM139 85V84H138ZM143 85V86H144ZM155 85H157L156 83H155ZM168 85V84H167ZM194 85V84H193ZM202 85H204V84H202ZM252 85V84H251ZM255 85V84H254ZM259 85V84H258ZM263 85V84H262ZM7 86V87H8ZM13 87H14V85H12ZM19 86V85H18ZM34 86V85H33ZM42 86V85H41ZM46 86V85H45ZM44 86V87H45ZM55 86V85H54ZM61 87H59V89H58V91L60 92V93H62V94H64V92H66L67 91V85H65V86H62V83H61V85H60ZM70 86V85H69ZM110 86V85H109ZM154 86V85H153ZM163 86V85H162ZM166 86V85H165ZM207 86H210V85H207ZM241 85H239V87H240ZM256 86H257V84H256ZM6 87V88H7ZM17 87V86H16ZM26 87H29V86H26ZM36 87V86H35ZM39 87V86H38ZM52 87V86H51ZM111 87H110V89H111ZM139 87H140V85H139ZM141 87H142V85H141ZM146 87V86H145ZM149 87V86H148ZM156 87V86H155ZM159 87H161V86H159ZM194 87H195V85H194ZM196 87V88H197ZM206 87V86H205ZM215 87V86H214ZM9 88V87H8ZM11 88V87H10ZM23 88V87H22ZM46 88V87H45ZM49 88H50V86H49ZM55 88H57V87H55ZM109 88V87H108ZM113 88V87H112ZM168 88V87H167ZM167 88H166V90H167ZM193 88V87H192ZM197 88V89H198ZM212 88L213 87H211V90H212ZM233 88V87H232ZM243 89H244V86L242 87ZM260 88H262L261 86L259 87V89ZM5 89V88H4ZM11 89H13V88H11ZM31 89V88H30ZM72 89V88H71ZM70 89V90H71ZM103 89V88H102ZM142 90L144 89V88H141ZM141 89H139L138 90V92L139 91H141L142 92V90ZM150 89V88H149ZM153 89V88H152ZM151 89V90H152ZM156 89H158V88H156ZM162 89V88H161ZM210 89V88H209ZM229 89V88H228ZM234 89V88H233ZM232 89V90H233ZM235 89H237V88H235ZM257 89H258V87H257ZM258 89V90H259ZM7 90V89H6ZM5 90V91H6ZM25 90V89H24ZM46 90V89H45ZM51 90L52 91H54V89L53 88H51ZM55 90H57V89H55ZM77 90H75V91H77ZM97 90H98V88H97ZM96 90V91H97ZM108 90V89H107ZM113 90V89H112ZM163 90H165V89H163ZM169 90V89H168ZM199 90V89H198ZM197 90V91H198ZM214 90V89H213ZM262 90H263V88H262ZM260 91L261 93L264 91ZM17 91V94H18V92L19 93H21L20 91H18V90H16ZM23 91V90H22ZM28 91V90H27ZM32 91V90H31ZM69 91V90H68ZM99 91H100V87H99ZM102 91V90H101ZM100 91V92H101ZM144 91H146V90H144ZM153 91V90H152ZM156 91V90H155ZM169 91H171V90H169ZM173 91V90H172ZM208 90H206V92H207ZM226 91H229V90H226ZM225 91V92H226ZM231 91V90H230ZM239 91V90H238ZM245 91H246V89H245ZM244 91V92H245ZM255 91L257 92V90L255 89ZM4 92V91H3ZM9 92V91H8ZM34 92V91H33ZM40 92V91H39ZM41 92H42V90H41ZM44 92V91H43ZM43 92H42V94H43ZM48 92V91H47ZM99 92V93H100ZM110 92V90L109 91H107V93H109ZM140 92V93H141ZM163 92V91H162ZM195 92V91H194ZM203 92V91H202ZM206 92H205V94H206ZM210 92V94L212 93L211 91H209ZM216 91L214 90V94H216L215 93ZM243 92V91H242ZM251 92V91H250ZM6 93H7V91H6ZM37 93V92H36ZM58 93V92H57ZM68 93V92H67ZM78 93V92H77ZM77 93H75L76 95H77ZM105 93H106V91H105ZM174 93V92H173ZM190 93H192V91L190 92ZM229 93V92H228ZM235 93V92H234ZM241 93V92H240ZM255 93V92H254ZM259 93V92H258ZM264 93V92H263ZM263 93H262V95H263ZM8 94V93H7ZM23 96L20 98V100H23V98L25 99L24 101H26V100H28L27 99V97L28 96H26V95H24L23 93H21ZM33 94V93H32ZM31 94V95H32ZM198 93H194L193 95H195V99L193 98V95L191 96L194 100H191L192 102H190L188 99H186V101L188 100L189 101V103H190V106L189 107H192L193 108V112H194V119H201V118H205V116H206V114L204 113V111H203V109H202V107L200 106V99H202V97H200L199 95H197ZM208 94V93H207ZM213 94V93H212ZM220 94V93H219ZM218 94V95H219ZM229 94H232V92L231 93H229ZM228 94V95H229ZM242 94V93H241ZM246 94H248V93H246L245 92V95ZM253 94V93H252ZM12 95V94H11ZM34 95H36L35 93H34ZM47 95H49L48 93H47ZM54 95H56V94H54ZM59 95V94H58ZM67 95V94H66ZM99 95V94H98ZM105 95H107V94H105ZM104 95V96H105ZM170 95H171V93H170ZM174 95V97H175V94H173ZM188 95V94H187ZM217 95V96H218ZM243 95V94H242ZM260 94H258V96H259ZM2 96V95H1ZM4 96V95H3ZM2 96V97H3ZM30 96V95H29ZM33 96V95H32ZM43 96V95H42ZM46 96V95H45ZM68 96H70V95H68ZM78 96H79V94H78ZM108 96H109V94H108ZM147 96V98H143V97H146ZM207 96V95H206ZM214 96V95H213ZM212 96V97H213ZM233 96H235V95H233ZM233 96H231V97H233ZM255 96L257 97V95L255 94ZM18 97V96H17ZM34 97V96H33ZM39 97V96H38ZM47 97V96H46ZM46 97H44L43 96V98H46ZM53 97H55V96H53ZM62 97V96H61ZM73 97V96H72ZM106 97V96H105ZM105 97H102L103 99L105 98ZM172 97V96H171ZM188 97V96H187ZM211 97V96H210ZM236 97V96H235ZM30 98H31V96H30ZM48 98V97H47ZM46 98V99H47ZM60 98V97H59ZM74 98H75V95H74ZM80 98V97H79ZM99 98H101V96L99 97ZM216 98V97H215ZM219 98H220V96H219ZM221 98H222V96H221ZM220 98V99H221ZM238 98V97H237ZM242 98V97H241ZM244 98H245V96H244ZM243 98V99H244ZM246 98H248V97H246ZM263 98V97H262ZM35 99H37V98H35ZM64 99H65V97H64ZM68 99V101H69V98H67ZM71 99V98H70ZM81 99H83L82 97H81ZM80 99V100H81ZM87 99V98H86ZM176 99H178V98H176ZM181 99L182 98H180V101H181ZM208 99H211V98H208ZM256 99V98H255ZM260 99H261V96H260ZM4 100V99H3ZM7 100H9V99H7ZM32 100H33V98H32ZM91 100H93V99H91ZM99 100V99H98ZM97 99L96 100H94L93 102L94 103H96V105H98L100 108L101 107H105L106 105H108L110 102V98L107 100V98L105 99V100H99L98 101ZM179 100V99H178ZM178 100H176V102L178 101ZM203 100H204V102L207 104V106L209 105V107H210V105H212V101L213 100H210V101H208V100H206V98H203ZM202 100V101H203ZM222 100V99H221ZM17 101V100H16ZM43 102H44V100H42ZM47 100H45V102H46ZM55 101V100H54ZM58 101V100H57ZM180 101L178 102V103H180ZM186 101H184V102H186ZM215 101V100H214ZM213 101V102H214ZM220 101V100H219ZM243 101V100H242ZM244 101H246V100H244ZM258 102V99L257 100H255V102ZM260 101V100H259ZM5 102H6V100H5ZM28 102V101H27ZM31 102V101H30ZM35 102H36V100H35ZM70 102V101H69ZM91 102V101H90ZM89 102V103H90ZM184 102H182V103H184ZM260 102H262V101H260ZM3 103V102H2ZM9 103V102H8ZM24 103V102H23ZM29 103V102H28ZM38 103H39V98H38ZM52 103H53V101H52ZM57 103V102H56ZM68 103V102H67ZM88 103V102H87ZM13 104V103H12ZM21 104V103H20ZM30 104V103H29ZM28 104V105H29ZM32 104V103H31ZM43 104V103H42ZM58 104H59V102H58ZM57 104V105H58ZM63 104V103H62ZM69 104V103H68ZM176 104V103H175ZM187 104V103H186ZM203 104V103H202ZM216 104V103H215ZM27 105V106H28ZM60 105H61V101H60ZM70 105H71V103H70ZM90 105V104H89ZM88 104H86L85 106H89ZM95 105V104H94ZM112 105V104H111ZM180 105V104H179ZM182 106H181V108H184L186 105L185 104H181ZM214 105V104H213ZM254 105H257V104H255L254 103ZM40 107H43L42 105H39ZM98 106H97V108H98ZM203 106H205V104L203 105ZM207 106H205V107H207ZM217 106V105H216ZM248 106V105H247ZM251 106V105H250ZM257 106H259V104L257 105ZM24 107V106H23ZM62 107H63V105H62ZM71 107V106H70ZM96 107V106H95ZM107 107V106H106ZM116 107V106H115ZM175 107V106H174ZM213 107V106H212ZM212 107H210L211 108V111H212V113H213V115H214V112L215 111H217V110H215V109H212ZM14 108V107H13ZM21 108H22V106H21ZM26 108V107H25ZM35 108V107H34ZM67 108V107H66ZM88 108V107H87ZM96 108V109H97ZM117 108V109H118ZM165 108V109H164ZM177 108L179 109V106H177ZM186 108V107H185ZM255 108H256V106H255ZM259 109H260V106L258 107ZM263 108V107H262ZM261 108V109H262ZM4 109H5V111H4ZM29 108L27 107V110H28ZM37 109V108H36ZM59 109V108H58ZM71 109V108H70ZM106 109H108V108H106ZM116 109V108H115ZM176 109V108H175ZM188 109V108H187ZM23 110V109H22ZM43 110V109H42ZM41 110V111H42ZM47 110V109H46ZM49 110H50V108H49ZM49 110L47 111V113H45V114H50V112H49ZM61 110V109H60ZM59 110V111H60ZM63 110V109H62ZM66 110V109H65ZM98 110V109H97ZM166 110V112H163V111H165ZM205 110H208L209 111V109H205ZM214 110V111H213ZM258 110V109H257ZM264 110V109H263ZM34 111V110H33ZM40 111V112H41ZM71 111V110H70ZM184 111V110H183ZM24 112V111H23ZM27 112V111H26ZM32 112V111H31ZM37 112H39L38 111V109H37ZM44 112V111H43ZM46 112V111H45ZM49 112V113H48ZM83 112V111H82ZM89 112V111H88ZM92 112V111H91ZM159 112V111H158ZM157 112V113H158ZM179 113H180V109H179V111H178ZM188 112V111H187ZM193 112H191L192 114H193ZM254 112H256V111H254ZM19 113V112H18ZM35 113V112H34ZM52 113V112H51ZM71 113V112H70ZM81 113V112H80ZM94 113V112H93ZM99 113V112H98ZM101 113V112H100ZM161 113V112H160ZM159 113V114H160ZM178 113V114H179ZM211 113V112H210ZM221 113V111H217V114L219 115V117H220V114ZM258 113H260V111L258 110ZM26 114V113H25ZM38 114V113H37ZM53 114V113H52ZM60 114V113H59ZM62 114V113H61ZM82 114H85V113H82ZM91 114V113H90ZM158 114V115H159ZM174 114V113H173ZM172 114V115H173ZM223 114H224V112H223ZM222 114V115H223ZM262 114V113H261ZM15 115V114H14ZM19 115V114H18ZM17 115V116H18ZM39 115V114H38ZM44 115V114H43ZM51 115V114H50ZM69 115V114H68ZM97 115V114H96ZM118 115V114H117ZM116 115V116H117ZM140 116L141 118H143V119H141V120H146L145 122L143 121L142 123H141V121L139 120V121H136L133 117H135V116ZM157 115V114H156ZM180 115V114H179ZM178 115V116H179ZM183 115H187L186 113H184ZM209 115V114H208ZM211 115V114H210ZM221 115V116H222ZM248 115V114H247ZM257 115V114H256ZM260 115V114H259ZM258 115V116H259ZM16 116V117H17ZM31 116H32V114H31ZM33 116H34V114H33ZM48 116V115H47ZM51 116H53V115H51ZM63 116V115H62ZM71 116H72V113H71ZM75 115H73V117H74ZM92 116V115H91ZM119 116V115H118ZM133 116V117H132ZM187 116H189V114L187 115ZM187 116H185V117H187ZM212 116V115H211ZM216 116V115H215ZM229 116V115H228ZM20 117V116H19ZM25 117V116H24ZM39 117H41V116H39ZM54 117V116H53ZM52 117V118H53ZM58 117H60V116H58ZM58 117H56L57 119H60V118H58ZM66 117V116H65ZM107 117V116H106ZM120 117V116H119ZM157 117V116H156ZM161 117V116H160ZM172 117V116H171ZM192 117V116H191ZM209 117V116H208ZM213 117V116H212ZM224 117V116H223ZM227 116H225L224 118H226ZM260 117V116H259ZM38 118V117H37ZM43 118V117H42ZM41 118V119H42ZM45 118H51V117H45ZM55 118V117H54ZM62 118V117H61ZM64 118V117H63ZM75 118H76V116H75ZM79 118H81V120L82 119H84V117H83V115H82V117H78V119ZM97 118H99V117H97ZM118 118V117H117ZM116 118V119H117ZM169 120H170V118L169 117H167ZM188 118V117H187ZM190 118V117H189ZM218 118V117H217ZM232 118V117H231ZM244 118V117H243ZM255 118V117H254ZM256 118H257V116H256ZM255 118V119H256ZM24 119V118H23ZM25 119H27V118H25ZM30 120H31V117L29 118ZM68 119H69V117H68ZM72 119V118H71ZM138 119V118H137ZM140 119V118H139ZM184 119H186V118H184ZM206 119H208V118H206ZM223 119V118H222ZM222 119L221 120H219V121H222ZM226 119H228V118H226ZM234 119V118H233ZM248 119V118H247ZM258 120H259V118H257ZM21 120V119H20ZM35 120H36V118H35ZM42 120H44V118L42 119ZM159 120V119H158ZM181 120V119H180ZM190 120V119H189ZM188 120V121H189ZM244 120V119H243ZM257 120V121H258ZM37 121H38V119H37ZM37 121H35V122H37ZM50 121H52L51 119H50ZM50 121H49V124H50ZM58 121V120H57ZM160 121V120H159ZM165 121H167V119L165 120ZM164 121V122H165ZM171 121V120H170ZM169 121V122H170ZM173 121V120H172ZM177 121V120H176ZM179 121V120H178ZM204 121V120H203ZM210 121V120H209ZM213 121H214V119H213ZM226 122H227V120H225ZM237 121V120H236ZM29 122V121H28ZM32 122V121H31ZM30 122V123H31ZM34 122V123H35ZM46 124H48V122H47V119H46ZM53 122L54 123H52V124H56L55 123V121L53 120ZM83 122V121H82ZM168 122V121H167ZM184 122V121H183ZM185 122H186V120H185ZM191 122V121H190ZM195 122H196V120H195ZM223 122V121H222ZM17 123H18V126H17ZM34 123H31V124H34ZM39 122H37L36 124H38ZM42 123V122H41ZM41 123H39V125L41 124ZM173 123V122H172ZM178 123V122H177ZM176 123V124H177ZM188 123V122H187ZM202 123V122H201ZM205 123V122H204ZM204 123H202V125L204 124ZM209 123V122H208ZM208 123H206V124H208ZM211 123H212V121H211ZM217 123V122H216ZM235 123V122H234ZM30 124V125H31ZM36 124H34L35 125V127H36ZM45 124V123H44ZM48 124V125H49ZM58 124H60V123H58ZM188 124H190V123H188ZM210 124V123H209ZM2 125H4L3 127H2ZM42 125H43V123H42ZM47 125V126H48ZM85 125V124H84ZM169 125H170V123H169ZM185 125L186 124H184V127H185ZM197 125V124H196ZM195 125V126H196ZM199 125V124H198ZM38 126V125H37ZM41 126V125H40ZM39 126V127H40ZM50 126V125H49ZM48 126V127H49ZM163 126H164V123H163ZM180 126V125H179ZM186 126H190V125H186ZM193 126V125H192ZM200 126H201V124H200ZM205 126V125H204ZM212 126V125H211ZM218 126V125H217ZM216 126V127H217ZM221 126V125H220ZM223 126H224V124H223ZM19 127V128H18ZM34 127V126H33ZM42 127V126H41ZM44 128L46 127V125L45 126H43ZM47 127V128H48ZM52 127V126H51ZM160 127H161V125H160ZM174 127H175V124H174ZM15 128L17 129L18 128V130H15ZM32 128V127H31ZM38 128V127H37ZM36 128V129H37ZM84 128V127H83ZM178 128H180V127H178ZM182 128V127H181ZM189 128V127H188ZM200 127L198 126V129H199ZM224 128V127H223ZM227 128H228V126H227ZM232 128H233V126H232ZM36 129H34V130H36ZM49 129V128H48ZM52 128H50V130H51ZM81 129H82V126H81ZM191 129H192V127H191ZM212 129V128H211ZM231 129V128H230ZM1 130V129H0ZM31 131H32V129H30ZM45 130V129H44ZM97 130H100V131H102V132H104L105 134L104 135H106V138L107 139H105L104 137V139L105 140H107V143H105V145H106V147L105 148H107V149H109L108 151H110V145L111 146H114L115 148H118V150L119 149H121L119 152V155H118V157L116 156V154H115V152H114V154L111 156V153H110V156L111 157H109V153H108V157H106L105 155H103L102 157H100V158H97V159H93V154H89V153H87V152H90L91 150H92V148H95L96 146H100V143H101V141L99 142L98 141V133H97ZM153 130V131H152ZM179 130V129H178ZM200 130H202V129H200ZM213 130V129H212ZM216 130V129H215ZM229 130V129H228ZM29 131V130H28ZM49 131V130H48ZM56 131V133L54 134V132ZM100 131H98L99 133H100ZM154 131H156V132H159V137H155L156 136V132H154ZM174 131V130H173ZM176 131V130H175ZM180 131V130H179ZM186 131V130H185ZM196 131V130H195ZM50 132V131H49ZM81 132H82V130H81ZM101 132V133H102ZM181 132V131H180ZM179 132V133H180ZM183 132V131H182ZM188 132H190V131H188ZM200 132H202V131H199V134H201L202 135V133H200ZM206 132H207V130H206ZM212 132V131H211ZM221 132V131H220ZM32 132H30L29 134H31ZM33 133H35L34 131H33ZM178 133V134H179ZM213 133H214V131H213ZM218 133H219V131H218ZM235 133V131H233V134ZM66 134H68V136L69 135H73L72 137H74V140H70V139H72V138H70L69 139V137L68 136H66V137H64V135H66ZM96 134H98L97 135V137H96ZM191 134H192V132H191ZM198 134V133H197ZM41 135V134H40ZM45 134H43L42 136H39V138L41 139V137L43 138V136H44ZM47 135V134H46ZM45 135V136H46ZM103 135V134H102ZM103 135V136H104ZM177 135V134H176ZM180 135V134H179ZM187 135V134H186ZM189 135V134H188ZM204 135V134H203ZM225 135V134H224ZM1 136V135H0ZM100 136V135H99ZM173 136V135H172ZM181 136V135H180ZM192 136V135H191ZM209 136V135H208ZM223 136V135H222ZM233 136V135H232ZM231 136V137H232ZM52 137V136H51ZM63 137H64V139H63ZM68 137V138H67ZM71 137V136H70ZM187 137V136H186ZM195 137V136H194ZM193 137V138H194ZM210 137H211V135H210ZM236 137V136H235ZM1 138H0V140H1ZM48 138V137H47ZM67 138V139H66ZM174 138V137H173ZM190 138H192V137H190ZM214 138H215V136H214ZM217 138H219V137H217ZM222 138V137H221ZM16 139V138H15ZM44 139V138H43ZM69 139V140H68ZM99 139H102V137L100 136V138ZM104 139H103V142H104ZM175 139V138H174ZM202 139V138H201ZM209 139V138H208ZM207 139V140H208ZM212 139V138H211ZM225 138L223 137V140H224ZM228 139V138H227ZM236 139V138H235ZM173 140V139H172ZM175 140H177L178 141V139H175ZM214 140V139H213ZM16 141V140H15ZM43 141V140H42ZM182 141H184V140H182ZM186 141V140H185ZM197 141V140H196ZM215 141V140H214ZM227 141V140H226ZM231 141V140H230ZM236 141V140H235ZM35 142V141H34ZM59 142H62V144H65V154H63L64 152L63 151H58V149H59V147L57 148V145L59 144ZM174 142V141H173ZM187 142V141H186ZM198 142H199V140H198ZM228 142V141H227ZM227 142H225V143H227ZM234 142V141H233ZM232 142V143H233ZM40 143H42V142H40ZM48 143V142H47ZM180 144H182L181 142H179ZM188 143V142H187ZM215 143V142H214ZM217 143V142H216ZM219 143H222L221 142V140H220V142ZM224 143V144H225ZM237 143V142H236ZM236 143H235V145H236ZM43 144V143H42ZM156 144L158 145V147H156ZM200 144V143H199ZM202 144V143H201ZM210 144H212L211 142H210ZM231 144V143H230ZM20 145V144H19ZM39 145V144H38ZM59 145H61V144H59ZM103 145V144H102ZM104 145V146H105ZM186 145V144H185ZM184 145V146H185ZM188 145V144H187ZM220 145V144H219ZM223 145V144H222ZM228 145H229V143H228ZM234 145V146H235ZM42 145L40 144V148L42 149V147H41ZM64 146V145H63ZM196 146V145H195ZM203 146V145H202ZM206 146H207V144H206ZM205 146V147H206ZM218 146V145H217ZM14 147V148H13ZM38 147V146H37ZM113 147V148H114ZM197 147L199 148V145H197ZM196 147V148H197ZM212 147H213V144H212ZM219 147V146H218ZM225 147V146H224ZM233 147V146H232ZM235 147H237V146H235ZM234 147V148H235ZM258 147L259 146H257V148L256 149H258ZM39 147L37 148L38 150L40 149ZM61 148H62V146H61ZM114 148V149H115ZM185 148H186V146H185ZM203 148H204V146H203ZM203 148H202V150H203ZM233 148V149H234ZM264 148V147H263ZM33 149V148H32ZM112 149V148H111ZM167 149V150H166ZM190 150H191V148H189ZM201 149V148H200ZM213 149V148H212ZM219 149V148H218ZM226 149H227V147H226ZM236 149V148H235ZM18 150V151H17ZM183 150H184V148H183ZM187 150V149H186ZM194 150H195V148H194ZM208 150V149H207ZM210 150V149H209ZM208 150V151H209ZM220 150V149H219ZM230 150H231V148H230ZM31 151H33V150H31ZM42 151V150H41ZM107 150H106V152H108ZM196 151V150H195ZM201 151V150H200ZM206 151V150H205ZM214 151V150H213ZM220 151H222V150H220ZM258 151V154L256 153V155H258L257 156V158L260 156L259 155V150H257ZM260 151H262L261 149H260ZM263 151H264V149H263ZM35 151H33V153H36ZM60 152H62V153H60ZM182 152V151H181ZM197 152L198 151H196V154H197ZM211 152V151H210ZM223 152V154H225V152L224 151H222ZM228 151H226V153H227ZM232 152V151H231ZM230 152V153H231ZM29 153V152H28ZM32 153V152H31ZM30 153V154H31ZM84 153L87 155V154H89V157L90 156H92V157H86V156H84ZM184 153V152H183ZM194 153V152H193ZM62 154V155H61ZM199 154H200V152H199ZM203 154V153H202ZM212 154V153H211ZM214 154V153H213ZM234 154V153H233ZM42 155H40V156H42ZM166 155L168 156V157H166ZM206 155H207V159L208 160H211L212 161V156L209 154V152H206ZM205 155V156H206ZM216 155V154H215ZM229 155V154H228ZM227 154H226V158H227V162L229 161V159L230 158H233V157H229V159H228V156ZM264 155V154H263ZM263 155L262 156H260V157H263ZM26 156H28L27 157V163H23V162H25L24 160H26ZM125 157V160L126 159H129L123 166H122V171H121V176L122 175H126V174H133L134 172H136L133 176H135V175H137L138 173H137V169L139 168V164L141 165V164H143V166H144V169L141 171V172H139V173H142V175H141V177H144L145 176V179H144V181H143V184H141V186H137L138 187V193L137 192H132L131 194L132 195H125V194H123L122 192H119L118 194H117V190L118 189H120V187H121V185H120V187L118 188V189H115L114 191H113V189L111 190L109 187V189L107 188V187H105L106 186V184H105V186L102 184V182H104V173H106V171H104L105 169H107L108 167H107V165L108 164H112V163H114V162H117L119 159H121L122 157ZM151 156H153L151 159H153V165H154V163H157V167H158V164L160 165L159 166V171L156 169V172L158 171L159 173L156 175V176H154L153 174V172L152 171H154L153 170V168L152 167H149L150 166V164L149 163H146L147 161L146 160H148L149 161V159L148 158H150ZM196 156V155H195ZM203 156V155H202ZM202 156L200 157V158H202ZM217 156H219V155H217ZM221 156V155H220ZM225 156V155H224ZM229 156H232V155H229ZM234 156V155H233ZM242 155H240V157L239 156H234V158L236 157L237 159L238 158H243V159H245L243 156L241 157ZM245 156H248V155H245ZM36 157L37 158H39V159H36ZM252 157V156H251ZM250 157V158H251ZM254 157V156H253ZM95 158V157H94ZM218 157H216V159H217ZM223 156H221V158H219V162L220 161H224L223 159ZM255 158V157H254ZM199 159V158H198ZM203 159V158H202ZM214 159H215V157H214ZM221 159V160H220ZM263 160H264V158H262ZM124 160V161H125ZM232 160L233 159H230V162H232ZM246 160V159H245ZM249 160H251V159H249ZM248 160V161H249ZM121 161V160H120ZM145 161V162H144ZM191 161L193 162V163H197L198 164V162H200V161H194V159H193V157H192V159H191ZM216 161V160H215ZM214 161V162H215ZM235 161H236V159H235ZM234 161V162H235ZM237 161H239V160H237ZM247 161V160H246ZM255 161H256V159H255ZM258 161V160H257ZM262 161V160H261ZM260 161V162H261ZM203 162H204V160H203ZM207 163H208V161H206ZM218 162V161H217ZM227 162H225L224 163V165L227 163ZM233 162V163H234ZM242 162H244L245 163V161H242V159L239 161V163H241V165H243L242 164ZM254 162V161H253ZM108 163V164H107ZM122 163H124V162H122ZM221 163H223V162H220L219 164H221ZM229 163V162H228ZM236 163V162H235ZM255 163H257V165L258 164H260L259 162H255ZM254 163V164H255ZM116 164V163H115ZM138 164V165H137ZM215 164V163H214ZM263 164H264V162H263ZM112 165H114V164H112ZM111 165V166H112ZM136 165H137V169H135V167H136ZM227 165V164H226ZM225 165V166H226ZM246 165H247V167H248V163H246L245 164V168H246ZM251 165V167L252 166H254V165H252V164H250ZM256 164H255V166H257ZM118 166H120V165H118ZM201 166H203V165H201ZM206 165H204V167H205ZM209 166V165H208ZM208 166H206V168L208 167ZM215 166H216V164H215ZM228 166L230 167V165L228 164ZM232 166H234V170L235 169H238V168H235L236 166L237 167H240V164L238 165V163L237 164H232ZM254 166V167H255ZM261 166V165H260ZM264 166V165H263ZM263 166H261V167H263ZM195 167H198V169L197 168H195ZM213 167V166H212ZM218 167V166H217ZM227 167V166H226ZM250 167V166H249ZM251 167L249 168V170H248V172H249V174L251 175ZM112 168H113V166H112ZM111 168V169H112ZM116 168H117V170H118V167L116 166L114 169L116 170ZM216 168V167H215ZM228 168V167H227ZM231 169L230 170H232V168L233 167H230ZM244 168V167H243ZM259 168V166L256 168V169H258ZM264 168V167H263ZM114 169H112L111 170V172L113 173V170ZM229 169V168H228ZM240 169L242 170V168L240 167ZM240 169H238V171L239 172H241V170ZM108 171H109V169H107ZM119 170H120V168H119ZM139 170H141V169H139ZM184 170V171H183ZM199 170V171H198ZM208 170H209V168H208ZM210 170H214V169H210ZM218 170V169H217ZM220 170V169H219ZM218 170V171H219ZM244 170H246V169H244ZM263 170V172H264V169H262ZM262 170H260L261 172H262ZM183 171V172H182ZM200 171H201V173H200ZM223 171H225V170H223ZM115 172V171H114ZM155 172V173H156ZM212 172H214V171H212ZM216 172V171H215ZM243 172V171H242ZM108 173V172H107ZM106 173V174H107ZM116 173V172H115ZM114 173V174H115ZM185 173V172H184ZM201 175H200V174ZM234 173V172H233ZM233 173H231V174H233ZM235 173H238L237 171L235 172ZM234 173V174H235ZM244 173V172H243ZM246 173V172H245ZM245 173H244V175H245ZM119 174V173H118ZM192 174V173H191ZM214 174H216V173H214ZM228 174V173H227ZM240 174V173H239ZM248 173H247V175H249ZM258 174H261L260 172H259V169H258ZM258 174H256V173H254V176L252 177V176H250L251 178H253L252 179V181H254V184H252V185H250L251 183H249V185H250V188L249 189H251V187H254V189L253 190H255V188H258V189H256V191L257 192H252V194H251V192H250V190H249V192H250V194L251 195H253L254 193V195H253V200H255V202H257V201H260L262 204H263V206H264V196L263 195H261V194H259L260 192L259 191H261L262 190V188L264 189V179L262 178V176L264 177V175H262L261 177L258 175ZM108 175V174H107ZM107 175H105V176H107ZM116 175V174H115ZM120 175V174H119ZM148 175H150V176H148ZM194 175V176H195ZM226 175V174H225ZM228 175H230V174H228ZM121 176H120V178H121ZM132 176V178H134ZM139 176V175H138ZM146 176H148V177H146ZM183 176H184V174H183ZM192 176V175H191ZM193 176V177H194ZM234 176H236V174L234 175ZM234 176H232V177H234ZM241 176V175H240ZM243 176V175H242ZM240 177L239 178V181L243 184V186H242V184L239 182V181H236V180H234V182L236 183V182H239L238 184H240V186L239 187H244V185H245V183H243L244 182V180H243V182H242V180H241V178H243V177ZM123 177V176H122ZM126 177V176H125ZM137 176H135V178H136ZM184 177H186V179H187V175L185 174V176ZM231 177V176H230ZM229 177V182L227 181V178H226V183H230V180H232L231 178ZM245 177H247L246 175L244 176V179H245ZM106 178V181H109V180H107L108 178L107 177H105ZM110 178V177H109ZM119 178V179H120ZM139 178V177H138ZM190 177H188V179H189ZM220 178H219V180H220ZM223 178H224V176H223ZM222 178V179H223ZM251 178H250V181H251ZM128 179V178H127ZM129 179H131V177L129 176ZM140 179H142V178H140ZM148 179V180H147ZM165 179H163V180H165ZM186 179H184V180H186ZM234 179V178H233ZM235 179H237V178H235ZM247 179H249L248 177H247ZM136 180V179H135ZM172 180V181H173ZM183 180V179H182ZM224 181H225V179H223ZM105 181V182H106ZM126 181V180H125ZM124 181V182H125ZM187 181V184H188V180H186ZM224 181H222V182H224ZM249 181V180H248ZM104 182V183H105ZM110 182V181H109ZM108 182V183H109ZM123 182V181H122ZM128 182V181H127ZM136 182V181H135ZM191 182H192V178H191ZM221 182V183H222ZM126 183V182H125ZM133 183V182H132ZM138 183V182H137ZM161 183V182H160ZM167 183V182H166ZM184 182H179L178 183V186L177 187H182L184 184H183ZM186 183V182H185ZM203 183V182H202ZM226 183L224 182V184H225V186H226ZM232 183V182H231ZM163 184V183H162ZM186 184V185H187ZM193 184V183H192ZM195 184V183H194ZM195 184V185H196ZM237 184V183H236ZM124 185V184H123ZM122 185V186H123ZM136 185V184H135ZM138 185V184H137ZM164 185V184H163ZM170 185V184H169ZM173 185V184H172ZM235 184L233 183V186H234ZM97 186H100V189H98V190H95L96 188H98ZM109 186H110V184H109ZM111 186H112V184H111ZM110 186V187H111ZM171 186V185H170ZM192 186V185H191ZM198 186V185H197ZM197 186H195L196 188H197ZM202 186V185H201ZM204 186V185H203ZM230 186H232L231 184H230ZM230 186H227V187H230ZM233 186L232 187H230L231 189L233 188ZM237 186V185H236ZM235 186V188H238V189H236V191H235V188H233L232 189V191L233 192H238L237 190H243V188L241 187L240 189H239V187L237 186L236 187ZM185 187H187V186H185ZM188 190L190 189V188H192V187H190L189 185H188ZM221 187V186H220ZM227 187H225L226 188V190H227ZM111 188H113V187H111ZM122 188H124V187H122ZM133 189H134V187H132ZM171 188H172V186H171ZM174 188V187H173ZM194 188V187H193ZM195 188V189H196ZM202 188V187H201ZM201 188H200V190H201ZM205 188V187H204ZM208 188V187H207ZM206 188V189H207ZM216 188V187H215ZM224 188V189H225ZM229 188V190H231ZM245 188H246V185H245ZM245 188H244V191H245ZM128 189V188H127ZM161 189H163V188H161ZM178 189H180V188H178ZM177 189V190H178ZM194 189V190H195ZM198 189V188H197ZM203 189V188H202ZM211 189H214V188H211ZM224 189H223V191H224ZM246 189V190H247ZM260 189V190H259ZM95 190V191H94ZM157 190V189H156ZM174 190H176V188L174 189ZM173 190V191H174ZM176 190V191H177ZM187 190V191H188ZM199 190V191H200ZM208 190V189H207ZM207 190H206V192H207ZM217 190H218V188H217ZM229 190H227V191H229ZM241 190V191H242ZM248 190H247V194L249 193L248 192ZM124 191V190H123ZM133 191V190H132ZM135 191V190H134ZM159 191V190H158ZM186 191V192H187ZM192 191H193V189H192ZM202 191V190H201ZM221 192H222V189L220 190ZM263 191V190H262ZM181 192V191H180ZM182 192H185V190L184 191H182ZM181 192V193H182ZM192 193L191 191H188L187 193ZM196 192V190L193 192V193H195ZM198 192V191H197ZM204 192H205V189H204ZM210 192V191H209ZM215 192H216V190H215ZM220 192V193H221ZM233 192H232V194H233ZM243 192V191H242ZM242 192H240L241 193V197H244V196H242L243 195V193ZM129 193V192H128ZM177 193V192H176ZM193 193H192V195H193ZM202 193V192H201ZM200 193V194H201ZM212 192H210V194H211ZM219 193V192H218ZM223 193H226L225 191L224 192H222V194ZM227 193H230L231 194V192L229 191V192H227ZM227 193H226V195H227ZM246 193V192H245ZM261 193H264V192H261ZM198 194V193H197ZM196 194V196H198ZM206 194V193H205ZM209 194V195H210ZM212 194H214V192L212 193ZM211 194V195H212ZM239 194V193H238ZM247 194H244L245 196L247 195ZM195 195V194H194ZM193 195V196H194ZM219 195V194H218ZM226 195H224L225 197H226ZM235 195V194H234ZM176 195H174L173 197H175ZM193 196H192V199H193ZM196 196L194 197L195 199H197L196 198ZM201 197H202V195H200ZM206 196V195H205ZM216 196V195H215ZM230 196V195H229ZM233 196V195H232ZM237 196V194L235 195V197ZM160 197V198H159ZM213 197H214V195H213ZM220 197V196H219ZM238 197H239V195H238ZM248 197V199H249V202L250 201H253V200H250V195L249 196H247ZM247 197H245V198H247ZM252 197V196H251ZM204 198V197H203ZM207 198H209V196L207 197ZM229 198H231V196L229 197ZM237 198V197H236ZM240 198V197H239ZM166 199V198H165ZM164 199V200H165ZM176 199V198H175ZM215 199V201H216V199H217V201H219L218 200V197H216V198H214ZM221 199V198H220ZM233 199V198H232ZM240 199H242V198H240ZM240 199H238V200H240ZM174 200V199H173ZM199 200V199H198ZM201 200H203V199H201L200 198V200L198 201V202H201ZM205 200H206V198H205ZM224 200V199H223ZM234 200H236V199H234ZM242 200H244V199H242ZM242 200H241V202H242ZM247 200V199H246ZM158 201V200H157ZM166 202H169V201H167V200H165ZM193 201V200H192ZM191 201V202H192ZM195 201H197V200H195ZM213 201V204H212V206L214 205V200H212L211 199V202ZM217 201L215 202L216 203V205L217 206H219L218 204H217ZM226 201V200H225ZM237 201V200H236ZM235 201V202H236ZM248 201V200H247ZM86 202H88V205L86 204ZM138 202V203H139ZM170 202H172V201H170ZM182 202V201H181ZM185 202V201H184ZM189 202H190V200H189ZM204 202L205 201H203V202H201V203H203L204 204ZM220 202V201H219ZM222 202V201H221ZM229 202V205H230V202L231 201H228ZM228 202H227V205H228ZM240 202V201H239ZM136 203V202H135ZM147 203H146V205H147ZM196 203V202H195ZM207 203V202H206ZM205 203V204H206ZM232 203V202H231ZM238 203V202H237ZM237 203H235V206H237L236 204ZM245 203V205H246V207L249 205L248 203V205L246 204V202H244ZM168 204L169 203H167V206H168ZM220 204V203H219ZM222 204V203H221ZM221 204H220V206H221ZM223 204H225L226 205V203L224 202ZM222 204V205H223ZM178 205V204H177ZM183 207H184V205L183 204H181ZM192 205V204H191ZM202 205V204H201ZM209 205H210V203H209ZM224 205V206H225ZM232 205H234V204H232ZM250 205L252 206L253 204H251L250 203ZM249 205V206H250ZM171 206H173V205H171ZM171 206H169L170 208H171ZM195 206V205H194ZM211 206V205H210ZM239 206H242V205H240L239 204ZM239 206L238 207H235V208H239ZM140 207H141V205H140ZM139 207V208H140ZM174 207V206H173ZM177 207V206H176ZM181 207V206H180ZM187 207V206H186ZM226 207V206H225ZM225 207H222V209L224 210V212H226L225 211ZM234 207V206H233ZM244 207V206H243ZM253 207V206H252ZM3 208V209H2ZM150 208V207H149ZM220 208V207H219ZM219 208H217V209H219ZM230 208V207H229ZM260 208H263V207H260ZM142 209V208H141ZM151 209V208H150ZM173 209V208H172ZM180 209V208H179ZM184 209V208H183ZM186 209V208H185ZM210 209H211V207H210ZM221 209V208H220ZM255 209V208H254ZM175 209H173V211H174ZM190 210V209H189ZM222 210V211H223ZM1 211H0V213H1ZM144 211V210H143ZM164 211V210H163ZM172 211V210H171ZM177 211H178V209H177ZM180 211L181 210H179L178 212L180 213ZM219 211V210H218ZM237 211H239V210H237ZM260 211H263V210H260ZM131 212V211H130ZM140 212V211H139ZM175 212V211H174ZM185 212V211H184ZM209 212V211H208ZM220 212V211H219ZM232 212V211H231ZM148 212H146V214H147ZM151 213V212H150ZM214 213V212H213ZM230 212L228 211V214H229ZM239 213L240 212H238V214L237 215H239ZM256 213V212H255ZM254 213V214H255ZM123 214H124V212H123ZM145 214V215H146ZM155 214V213H154ZM154 214H152L151 213V216L153 215L154 216ZM173 214V213H172ZM181 214V213H180ZM207 214V213H206ZM227 214V215H228ZM264 214V213H263ZM263 214H261L262 215V217H263ZM1 215V214H0ZM2 215H4L3 213H2ZM143 215H144V213H143ZM144 215V217H146ZM174 215H175V213H174ZM177 215L179 216V214L177 213ZM183 215H185V214H183ZM182 215V216H183ZM187 215V214H186ZM225 215H226V213H225ZM224 215V216H225ZM229 215H231V213L229 214ZM132 216H133V214H132ZM142 216V215H141ZM156 216V215H155ZM161 216V215H160ZM172 216V215H171ZM176 216V215H175ZM175 216H174V218H175ZM205 216V215H204ZM208 216H210V215H208ZM212 216V215H211ZM210 216V218L212 219V217ZM4 217V216H3ZM134 217V216H133ZM177 217V216H176ZM185 217V216H184ZM232 217H234V216H232ZM28 218H29V220H30V218H32V220H31V222L30 221H28ZM121 218V216L119 215V220H120V222L122 223V218ZM140 218H142V217H140ZM148 218L151 220L153 217H149L148 216ZM158 218H160V217H158ZM167 218V217H166ZM178 218V217H177ZM180 218V217H179ZM187 218V217H186ZM207 218V217H206ZM206 218H205V221H207V220H209L208 218H207V220H206ZM215 218V216L213 217V219ZM118 219V218H117ZM160 219H162V218H160ZM163 219H164V217H163ZM169 219V218H168ZM185 219V218H184ZM192 219V218H191ZM256 219L258 220V218L256 217ZM255 219V220H256ZM262 219V218H261ZM132 220V219H131ZM135 220V219H134ZM148 220V219H147ZM181 220H183V218H181ZM180 220V221H181ZM193 220V219H192ZM202 220V219H201ZM254 220V221H255ZM154 221V220H153ZM161 222H162V220H160ZM169 221H172V220H169ZM168 221V222H169ZM184 221V220H183ZM194 221V220H193ZM199 221V220H198ZM197 221V222H198ZM205 221H201L202 223H204ZM215 221V220H214ZM262 221H263V219H262ZM157 222V221H156ZM155 222V223H156ZM160 222V223H161ZM164 222H165V220H164ZM168 222H167V224H168ZM196 222V221H195ZM194 222V223H195ZM210 222V221H209ZM208 222V223H209ZM5 223V224H6ZM121 223H119V224H121ZM152 223V222H151ZM160 223H158V225L160 224ZM206 223V222H205ZM211 223H212V220H211ZM254 223H256V222H254ZM258 223V222H257ZM256 223V224H257ZM263 223H264V221H263ZM262 223V224H263ZM2 223H0V225H1ZM105 224H107V225H105ZM125 224V223H124ZM134 224V223H133ZM152 224H154V223H152ZM157 224V223H156ZM223 224V223H222ZM228 224V223H227ZM255 224V225H256ZM260 224V223H259ZM258 224V225H259ZM122 225V224H121ZM147 225H148V223H147ZM2 226V225H1ZM119 226V227H118ZM154 226V225H153ZM160 226V225H159ZM159 226H158V228H159ZM163 226V225H162ZM188 226V225H187ZM194 226V225H193ZM201 226V225H200ZM203 226V225H202ZM218 226V225H217ZM216 226V227H217ZM260 226V225H259ZM262 226V225H261ZM164 227V226H163ZM219 227V226H218ZM222 227H223V225H222ZM2 229V230H4V232H5V229ZM126 228V227H125ZM156 228V227H155ZM154 228V229H155ZM188 228V227H187ZM194 228V227H193ZM210 228H212V226L210 227ZM227 228H228V226H227ZM263 228V227H262ZM150 229V228H149ZM204 229V228H203ZM207 229H209V228H207ZM206 229V230H207ZM218 229V228H217ZM255 229V228H254ZM123 230H125V229H123ZM130 230H131V228H130ZM157 230V229H156ZM163 230H164V228H163ZM194 230V229H193ZM210 231L212 230V229H209ZM228 230V229H227ZM262 229H260V231H261ZM121 231V230H120ZM126 231V230H125ZM129 231V230H128ZM132 231V232H133ZM149 231V230H148ZM161 231V230H160ZM186 231V230H185ZM189 231H190V228H189ZM210 231H209V234H210ZM217 231V230H216ZM255 231H257V230H255ZM3 232V233H4ZM8 232H6V233H8ZM123 232V231H122ZM131 232V231H130ZM131 232V233H132ZM155 232V231H154ZM201 232H203V231H201ZM213 232V231H212ZM226 232V231H225ZM10 233H8V235L10 234ZM23 233V234H24ZM148 233V232H147ZM151 233V232H150ZM204 233V232H203ZM219 233V232H218ZM262 233V232H261ZM261 233H260V236H262L261 235ZM264 233V232H263ZM158 234H160V233H158ZM157 233L155 234V235H158ZM163 234V233H162ZM187 234V233H186ZM189 234V233H188ZM206 234H207V232H206ZM215 234V233H214ZM223 234V233H222ZM18 235V236H19ZM25 235V234H24ZM152 235V234H151ZM208 235V234H207ZM213 235V234H212ZM216 235H218V234H216ZM6 236H7V234H6ZM10 236V235H9ZM128 236V235H127ZM131 236V235H130ZM153 236V235H152ZM159 236V235H158ZM202 236V235H201ZM209 236V235H208ZM214 236V235H213ZM255 236V235H254ZM17 237V236H16ZM15 237V238H16ZM24 237V236H23ZM30 237V238H29ZM114 237H117V240L116 241H114L115 239H114ZM126 237V236H125ZM129 237V236H128ZM189 237V236H188ZM222 237V236H221ZM263 237V236H262ZM7 238H9L8 236H7ZM18 239H19V237H17ZM20 238H21V236H20ZM150 238V237H149ZM153 237H151V239H152ZM157 239H159L158 237H156ZM197 238V237H196ZM196 238H195V240H196ZM211 238V237H210ZM210 238H208V239H210ZM249 238V237H248ZM264 238V237H263ZM13 240V237L11 236L10 238H9V240ZM23 239V238H22ZM22 239H20L19 241H22ZM150 239V240H151ZM191 239V238H190ZM200 239H201V237H200ZM199 239V240H200ZM217 239V238H216ZM225 239V238H224ZM260 239V238H259ZM160 240V239H159ZM194 240V241H195ZM198 240V241H199ZM229 240V239H228ZM243 240V239H242ZM255 240H257L256 238H255ZM264 239H260L259 241L261 242V241H263ZM14 241H16V240H14ZM18 241V242H19ZM157 241V240H156ZM183 241V240H182ZM184 241H185V239H184ZM188 241H190V240H188ZM209 241V240H208ZM214 241V240H213ZM233 241V240H232ZM13 242V241H12ZM17 242V241H16ZM17 242V243H18ZM115 242H117V243H115ZM127 242H129L130 244H132V246H130V245H127ZM149 242H152V241H149ZM158 242H160V241H158ZM225 242V241H224ZM249 242V241H248ZM255 242V241H254ZM258 242V241H257ZM10 243H11V241H10ZM17 243L15 244V245H17ZM140 243V242H139ZM169 243H170V240H169ZM184 243V242H183ZM195 243V242H194ZM197 243V245H198V242H196ZM200 243H201V241H199V245H200ZM203 243V242H202ZM250 243V242H249ZM263 243H264V241H263ZM172 244V243H171ZM170 244V245H171ZM205 244V243H204ZM210 244V243H209ZM1 245V244H0ZM183 245V244H182ZM191 246H192V243L190 244ZM196 245V246H197ZM240 245H242V244H240ZM248 246H249V244H247ZM259 245V244H258ZM13 246V245H12ZM161 246H163V244L161 245ZM161 246H159L158 248H160ZM164 246H165V244H164ZM172 246V245H171ZM191 246H189V247H191ZM195 245H193L192 247L193 248H196V246L194 247ZM205 246V245H204ZM217 246H219L218 244H217ZM254 246L256 247L257 245H255L254 244ZM262 245H259V247H261ZM15 247V246H14ZM141 247V246H140ZM173 247V246H172ZM188 247V246H187ZM191 247V248H192ZM202 247V246H201ZM223 247V246H222ZM221 246H220V249L222 248ZM229 247V246H228ZM247 247V246H246ZM254 247V250H256L255 252H254V257L255 256H257L258 257V255H256V253H258V249H260L258 246L255 248ZM263 247V246H262ZM261 247V248H262ZM11 248V247H10ZM139 248V247H138ZM142 248V247H141ZM157 248V249H158ZM163 248V247H162ZM199 248V247H198ZM212 248V247H211ZM247 248H250V247H247ZM264 248V247H263ZM26 249V250H25ZM140 249V248H139ZM164 249V248H163ZM162 249V250H163ZM185 249V248H184ZM183 249V250H184ZM204 249V248H203ZM234 249V248H233ZM251 249V248H250ZM14 250V249H13ZM12 250V251H13ZM19 250V249H18ZM21 250V249H20ZM159 250H161V249H159ZM175 250V249H174ZM178 250V249H177ZM190 250V249H189ZM205 250V249H204ZM203 250V251H204ZM222 250V249H221ZM247 250V249H246ZM264 249H262V251H263ZM8 251V250H7ZM23 251V249L21 250V251H19L20 253ZM155 251V250H154ZM157 251V250H156ZM165 251V250H164ZM186 251V250H185ZM218 251H219V248H218ZM218 251L216 252L215 251V253L217 254L218 253ZM1 252V251H0ZM14 252H16V251H14ZM28 251H26V253H27ZM161 251H159V253H160ZM168 252V251H167ZM200 253H203V252H201V251H199ZM198 252V253H199ZM214 252V251H213ZM221 252V251H220ZM220 252L218 253V255H222V254H224L225 252H221V254H220ZM234 252V251H233ZM244 252V251H243ZM243 252H241V253H243ZM3 253V252H2ZM10 253H11V251H10ZM20 253L18 254V255H20ZM155 253V252H154ZM199 253V254H200ZM240 253V252H239ZM246 253V252H245ZM24 254H25V252H24ZM23 254V255H24ZM161 254V253H160ZM167 255H168V253H166ZM186 254H190V252L189 253H186ZM206 254V253H205ZM232 254V253H231ZM234 254V253H233ZM247 254V253H246ZM259 254H261V256H262V252L261 253H259ZM3 255H4V253H3ZM13 255V254H12ZM152 255H154V254H152ZM156 255H157V253H156ZM155 255V257H157ZM162 255V254H161ZM202 255V254H201ZM229 255V254H228ZM252 255V254H251ZM21 256V255H20ZM19 256V257H20ZM27 256H29L28 254H27ZM194 256V255H193ZM205 256V255H204ZM212 256V255H211ZM223 256V255H222ZM225 256V255H224ZM240 256H242V255H240ZM244 256H246V255H244ZM260 256V255H259ZM263 256H264V254H263ZM18 257V258H19ZM155 257H153V260L155 261ZM158 257L159 258H161V256L158 254ZM165 257V259H166V256H164ZM169 259H170V257L169 256H167ZM207 257H208V255H207ZM218 257H221V256H218ZM226 257H227V254H226ZM225 257V258H226ZM243 257V256H242ZM242 257H241V259H242ZM256 257V258H257ZM1 258V257H0ZM4 258H6V256L4 257ZM14 258V257H13ZM152 258V257H151ZM155 258V259H154ZM168 258L165 260V262L168 260ZM178 258V257H177ZM187 258V257H186ZM189 258V257H188ZM201 258L202 257H200V260H201ZM213 258V257H212ZM255 258V259H256ZM261 258V257H260ZM3 259V258H2ZM15 259V258H14ZM17 259V258H16ZM15 259V260H16ZM20 259H22L21 257H20ZM27 260H28V258H26ZM31 259H32V257H31ZM30 259V260H31ZM164 259V258H163ZM190 259V258H189ZM194 259V258H193ZM198 259V258H197ZM196 259V260H197ZM209 259V258H208ZM223 259V258H222ZM234 259V258H233ZM240 259V258H239ZM240 259V262L242 261ZM263 259V258H262ZM182 260V259H181ZM185 260V259H184ZM192 260V259H191ZM200 260H199V262H200ZM203 260H205V258L203 259ZM202 260V261H203ZM207 260V259H206ZM259 260V259H258ZM9 261V260H8ZM18 261V260H17ZM29 261V260H28ZM27 261V262H28ZM33 262H32V264L34 263V260H32ZM177 261V260H176ZM186 261V262H185ZM184 262H185V264H190L189 262H188V259H186ZM192 261H194V260H192ZM191 261V262H192ZM219 261V260H218ZM223 261V260H222ZM13 262V261H12ZM37 262H35V264H37ZM153 262V261H152ZM197 262V261H196ZM206 261H204V263H205ZM229 262V261H228ZM238 262V261H237ZM244 262V261H243ZM242 262V263H243ZM255 263L254 264H256V262H258V261H254ZM9 263V262H8ZM14 263H16L15 261H14ZM21 263H22V261H21ZM28 263H30V262H28ZM155 263H157V262H155ZM169 263V262H168ZM177 263V262H176ZM179 263V262H178ZM224 263H226L227 264V262H224ZM235 263H236V261H235ZM234 263V264H235ZM250 263V262H249ZM263 264L264 263V259H263V261L261 262V259H260V261H259V264ZM16 264H20V261H19V263H16ZM51 264V263H50ZM158 264H160V263H158ZM193 264V263H192ZM199 264V263H198ZM201 264V263H200ZM207 264V263H206ZM208 264H209V262H208ZM229 264V263H228ZM233 264V263H232ZM238 264H239V262H238ZM248 264V263H247ZM252 264V263H251Z\"/></svg>",
    "mask_w": 264,
    "mask_h": 264
}]
</instances>
